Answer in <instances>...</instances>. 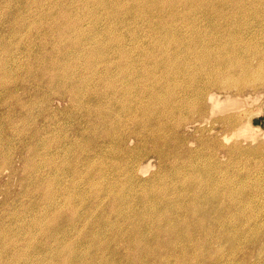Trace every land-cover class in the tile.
Here are the masks:
<instances>
[{"label": "rangeland", "instance_id": "obj_1", "mask_svg": "<svg viewBox=\"0 0 264 264\" xmlns=\"http://www.w3.org/2000/svg\"><path fill=\"white\" fill-rule=\"evenodd\" d=\"M37 1V2H36ZM89 1V2H88ZM94 1V2H93ZM97 1V2H96ZM101 1V2H100ZM106 1V2H105ZM0 0V263L5 264H264V74L258 79L250 78L249 81H235L238 75L242 73L243 68L239 64L235 67L231 66L227 69V65H222L223 70L219 75L217 82L213 83L208 88L203 87L202 90L207 94V90L215 91L221 96L231 95L238 99V102H233L232 106L226 109H216L212 113L209 110L206 112L205 118L201 117L200 111L188 112L185 111L181 114L184 119L182 127L176 128V131L172 129L171 125L167 123H161L159 116V100H148L150 98V92L144 93L143 98L150 102L149 106L145 108H136L135 103L132 108L126 109L121 106L119 100L114 96L112 88H110L108 82L115 77L117 71H119L120 63L122 64L125 56L136 60V64L144 66L148 64L151 66L156 64L158 60L162 59V53L164 50L159 48L152 49L149 45L150 37H146L145 33L154 34L161 29L160 25L162 21L168 22L165 36H172L173 33L181 35L179 27L184 21V17L172 12V6H176V2L173 0H142L138 3L137 0ZM132 1V5H131ZM145 1V2H144ZM160 1H165L160 3ZM186 3V6L196 3L205 2L209 0H179ZM187 1V2H186ZM214 1V0H212ZM244 3L242 4L241 3ZM259 1V2H258ZM83 2V3H82ZM103 2V3H102ZM109 2V3H108ZM113 2V3H112ZM156 2V3H155ZM171 2V3H170ZM194 2V3H193ZM196 2V3H195ZM218 2V3H217ZM225 3L224 0H215L213 3L220 5ZM228 3H232L234 6H227ZM223 9L228 12L220 13L204 11L201 8L196 10L194 14L189 15L190 19H187L189 25H194V17L198 16L199 24L204 27L202 32L213 38L212 46L216 47L221 42L226 43L221 50L226 53L227 49L229 53L240 56L245 53V46L248 44L256 46H262L264 41V0H238L242 5L241 7L235 6L237 0H228ZM10 3V4H9ZM89 3V4H88ZM94 5H93V4ZM98 3V4H97ZM102 3V4H101ZM154 3V4H153ZM254 4L251 6V4ZM262 3V4H260ZM86 4V5H84ZM96 4V5H95ZM124 4V5H123ZM129 6H127V5ZM139 4V5H138ZM148 4V5H147ZM153 4V5H152ZM158 4V5H156ZM161 4V5H160ZM247 4V5H246ZM260 4V5H258ZM89 5V6H87ZM106 5V7H105ZM118 5V6H117ZM121 5V6H120ZM136 5V6H135ZM156 7H155V6ZM160 5V6H159ZM170 5V6H169ZM246 5V6H245ZM257 5V6H256ZM262 5V6H261ZM50 6V7H49ZM82 6V7H81ZM84 6V7H83ZM100 6V7H99ZM104 6V7H103ZM113 7L109 8L108 7ZM138 6V7H137ZM148 6V7H147ZM53 7V8H52ZM89 9H88V8ZM96 7V9H95ZM160 7V8H159ZM190 7V6H189ZM248 7V8H247ZM252 7V8H251ZM255 7V8H254ZM50 8V9H49ZM68 8V9H67ZM92 8V9H91ZM106 8L107 10L105 11ZM117 8V9H116ZM125 8V9H124ZM139 8V9H138ZM141 8V9H140ZM147 8V9H146ZM158 10H156V9ZM164 8V9H163ZM170 8V9H168ZM231 8V9H230ZM242 8V9H241ZM244 8V9H243ZM252 10H251V9ZM37 9V10H36ZM72 9V10H71ZM81 9V11H80ZM84 9V10H83ZM88 9V11L86 10ZM95 11H92L94 10ZM102 9H104L102 11ZM114 9V10H113ZM124 9V10H121ZM132 9V10H131ZM144 9V10H143ZM162 9V10H160ZM167 9V10H166ZM257 9V11H255ZM83 10V11H82ZM141 10V12H140ZM156 10V11H155ZM192 12V9H190ZM240 10V11H239ZM67 11V12H66ZM71 11V13H69ZM80 11V12H79ZM92 11V13H91ZM98 11V12H97ZM109 11V12H108ZM123 11V12H122ZM160 11V12H159ZM162 11V12H161ZM167 11V12H166ZM170 11V12H169ZM242 11V12H241ZM253 11V12H252ZM255 11V12H254ZM50 12V13H49ZM78 12V13H77ZM82 12V13H81ZM85 12V13H83ZM120 12V13H119ZM139 12V14H138ZM158 12V13H157ZM204 14H203V13ZM244 12V13H243ZM258 12V13H257ZM39 13V14H38ZM64 13V14H63ZM68 13V14H67ZM74 15H73V14ZM87 13V14H86ZM110 13V14H109ZM131 13V14H130ZM202 13V14H201ZM221 15H220V14ZM232 13V14H231ZM234 13V15H233ZM242 13V14H241ZM253 13V14H252ZM263 13V14H262ZM50 14V15H49ZM52 14V15H51ZM70 14V15H69ZM85 14V15H84ZM173 16H172V15ZM196 14V15H195ZM215 14V15H214ZM230 14V15H228ZM238 14V16H237ZM246 14V15H245ZM249 14L251 16H249ZM258 14V15H257ZM2 15V16H1ZM35 15V16H34ZM67 15V17H66ZM78 15V17H77ZM80 15V16H79ZM89 15H92L89 16ZM109 15V16H108ZM113 15V16H112ZM118 15V16H117ZM156 15V17H155ZM158 15V16H157ZM167 15V16H166ZM194 15V16H193ZM217 15L219 16L217 19ZM245 15V16H244ZM254 15V16H253ZM25 16V17H24ZM121 16V17H120ZM128 16V17H127ZM131 16V17H130ZM139 16V17H138ZM178 18H177V17ZM193 16V17H192ZM214 18H213V17ZM226 16V17H225ZM229 16V17H228ZM233 16V18H231ZM240 16L242 18H240ZM253 16V17H252ZM4 17V18H3ZM40 17V18H39ZM53 17V18H52ZM70 17V19H69ZM89 17V18H88ZM91 17V18H90ZM94 17V18H93ZM97 17V18H96ZM111 19H110V18ZM119 17V19H118ZM125 19H123V18ZM142 17V18H141ZM145 17V18H144ZM150 17V18H148ZM167 17V18H166ZM206 17V19H205ZM228 17V18H227ZM235 17V18H234ZM2 18V19H1ZM66 18V19H65ZM73 18V19H72ZM86 18V19H85ZM96 18V20H94ZM128 20H127V19ZM158 18V19H157ZM169 18V19H168ZM172 18V19H171ZM174 18V19H173ZM247 18V19H246ZM251 18V19H250ZM255 18V19H254ZM63 19V20H62ZM81 19V20H80ZM84 19V20H83ZM93 19V21H92ZM113 19V20H112ZM118 19V20H117ZM130 19V21H129ZM149 19V20H148ZM155 19V20H154ZM161 19V20H160ZM182 19V20H181ZM197 19V20H198ZM217 19V20H216ZM220 19V20H219ZM227 19V20H226ZM230 19V20H229ZM234 19V20H233ZM246 19V20H245ZM263 21H262V20ZM55 20V21H54ZM69 22H68V21ZM75 20V21H74ZM117 20V22H116ZM147 20V21H146ZM152 20V21H151ZM171 20V21H168ZM191 20V21H190ZM207 20V21H206ZM220 22H219V21ZM224 20V22H222ZM232 20V21H231ZM236 20V21H235ZM240 20V21H239ZM257 20V21H255ZM30 21V22H29ZM53 21V22H52ZM67 21V22H66ZM77 21V22H76ZM82 21V22H81ZM84 21V22H83ZM135 21V22H134ZM138 21V22H136ZM146 21V22H144ZM159 23H158V22ZM201 21V22H200ZM244 23H243V22ZM248 21V22H247ZM40 22V24H39ZM75 22V23H74ZM80 22V24H79ZM96 22V23H95ZM109 22V23H108ZM125 24H124V23ZM127 22V23H126ZM152 22V23H150ZM174 22V23H173ZM181 22V23H180ZM197 22V21H196ZM209 22V23H208ZM212 22V23H211ZM222 24L220 25V23ZM228 22H232L231 24ZM251 24H250V23ZM33 23V24H32ZM58 23V24H57ZM61 23V24H60ZM73 23V24H70ZM94 23V26H93ZM119 23V24H118ZM122 23V24H121ZM131 27L129 28L128 26ZM161 23V24H160ZM179 25H178V24ZM224 23V26H223ZM238 25H237V24ZM244 25H243V24ZM261 23V24H260ZM7 24V25H6ZM11 24V25H10ZM35 24V25H34ZM60 24V25H59ZM64 24V25H63ZM66 24V25H65ZM80 26H79V25ZM136 24V26H135ZM159 24V25H158ZM211 24V25H210ZM215 24V25H214ZM236 24L237 26L233 25ZM97 25V26H96ZM108 25V26H107ZM110 25V26H109ZM113 25V26H112ZM116 25V26H114ZM126 25V26H125ZM134 25V26H133ZM139 25V26H138ZM150 25V26H149ZM158 25V26H157ZM172 25V26H171ZM174 25V26H173ZM176 25V27H175ZM217 25V26H216ZM220 25V27H219ZM243 25V26H242ZM250 25V26H249ZM262 27H261V26ZM6 26V27H5ZM12 26V27H11ZM42 26V27H41ZM67 26V28H65ZM75 29H73L72 27ZM77 26V27H76ZM89 29H88V27ZM122 26V27H121ZM142 26V27H141ZM145 26V27H144ZM210 26V27H209ZM213 26V27H212ZM230 26V27H229ZM241 26V27H240ZM245 26V27H244ZM252 26V27H251ZM255 26V27H254ZM259 26V29H258ZM60 27V28H59ZM76 27V28H75ZM91 27V28H90ZM157 28L154 30V28ZM173 27V28H172ZM215 27V28H214ZM224 27V28H223ZM234 27V28H233ZM257 27V28H256ZM79 28V29H78ZM102 28V29H101ZM105 28L106 31H103ZM111 28V29H110ZM114 28V29H113ZM141 28V29H140ZM149 28V29H148ZM220 28V29H219ZM229 31H228V29ZM242 31H240L241 29ZM249 28V29H248ZM38 29V30H37ZM51 29V30H50ZM60 29V30H59ZM67 29V31H66ZM78 29V30H77ZM82 29V30H81ZM95 31H94V30ZM113 29V30H112ZM123 29V30H122ZM125 29V31H124ZM131 31H130V30ZM146 29V30H145ZM177 29V30H176ZM209 29V30H208ZM225 29V30H224ZM236 29V30H235ZM244 29V30H243ZM256 29L255 32H253ZM73 30L75 32H73ZM84 30V31H83ZM88 30V31H87ZM90 30V31H89ZM101 30V31H100ZM118 30L122 32H118ZM141 30V31H140ZM145 30V31H144ZM179 30V31H178ZM206 30V31H205ZM231 30V31H230ZM246 30V31H245ZM49 31V32H48ZM52 32V34L50 33ZM57 31V33H56ZM60 31V32H59ZM70 31V32H69ZM77 31V32H76ZM82 31V32H81ZM100 31V32H99ZM150 31V33H149ZM154 31V32H153ZM212 31V32H211ZM218 31V32H216ZM233 31V33H232ZM65 32V33H64ZM72 32V33H71ZM87 32V33H86ZM89 32V33H88ZM98 32L100 35H98ZM111 32V33H109ZM118 32V33H117ZM125 32V33H124ZM134 32V33H133ZM142 32V33H141ZM172 32V34H171ZM209 32V33H208ZM231 32V33H230ZM242 34H241V33ZM246 32V33H245ZM250 35H249V33ZM253 32V33H252ZM54 33V34H53ZM61 33V34H59ZM95 33H97L95 35ZM114 33V34H113ZM116 33V34H115ZM130 33V34H129ZM170 33V34H168ZM212 33V36H211ZM261 35H260V34ZM68 34V35H67ZM69 34H72L71 36ZM78 34V35H77ZM82 34V35H81ZM121 34V35H120ZM134 34V35H133ZM136 34V35H135ZM219 34V35H218ZM225 36V37H223ZM230 34V36H229ZM233 34V35H232ZM235 34L243 35V43L232 47L234 43L231 39ZM12 35V36H11ZM15 35V36H14ZM54 35V36H53ZM77 35V36H76ZM81 35V36H80ZM86 37H85V36ZM102 35V37H101ZM107 37H106V36ZM109 35V36H108ZM114 35V36H113ZM118 37H117V36ZM123 35V36H122ZM133 37H132V36ZM144 35V36H143ZM218 35V36H217ZM232 35V36H231ZM248 35V36H247ZM255 36V37H252ZM8 36V39H7ZM63 36V37H62ZM74 36V37H73ZM76 36V37H75ZM94 36V37H93ZM139 36V38H138ZM251 36V37H250ZM1 37H3L1 39ZM61 37V38H60ZM113 37V38H112ZM116 37V38H115ZM122 37V38H121ZM137 37V38H136ZM144 37V38H143ZM146 37V38H145ZM153 37V35L151 36ZM219 37V38H218ZM223 37V38H222ZM227 37V38H226ZM230 37V38H229ZM258 37V38H257ZM79 38V39H78ZM100 38V39H99ZM105 40H103V39ZM110 38V39H108ZM134 38V40L132 39ZM246 38V42L244 41ZM252 38V39H250ZM76 39V40H74ZM112 39V40H111ZM120 39V41H116ZM126 39V40H124ZM131 39V40H130ZM219 39V40H218ZM221 39V40H220ZM223 39V40H222ZM230 39V40H229ZM248 39V40H247ZM9 40V41H8ZM11 40V41H10ZM73 40V41H72ZM82 42H81V41ZM94 42H93V41ZM107 40H110L109 42ZM122 40V41H121ZM140 40V41H139ZM145 40V41H144ZM44 43H43V42ZM72 43H71V42ZM78 41V42H77ZM85 41V42H84ZM98 41V42H97ZM133 41V43H131ZM144 41V42H143ZM254 41V42H253ZM259 41H261L259 43ZM7 42V43H6ZM13 42V43H12ZM17 42V43H16ZM80 42V43H79ZM105 42V43H104ZM111 42V44H109ZM113 42V43H112ZM143 42V43H141ZM229 42V43H228ZM249 42V43H248ZM20 43V44H19ZM68 43V44H67ZM77 43V44H76ZM82 43V44H81ZM91 45H90V44ZM99 43V45H98ZM116 43V44H115ZM122 43V45H121ZM124 43V44H123ZM136 43V44H135ZM141 43V44H140ZM147 43V44H146ZM218 43V44H217ZM254 43V44H253ZM12 44V45H11ZM47 44V45H46ZM73 44V45H72ZM81 44V45H80ZM97 44V46H96ZM103 44V46H102ZM105 44V45H104ZM109 47H108V45ZM135 44V45H134ZM140 44V46H139ZM146 44V45H144ZM261 44V45H259ZM11 45V46H10ZM49 45V46H48ZM53 45V47H52ZM68 45V46H67ZM71 45V46H69ZM76 45V46H75ZM107 45V47H106ZM118 45V46H115ZM243 45V46H242ZM5 49H3L2 47ZM8 46V47H7ZM45 46V47H43ZM51 46V47H50ZM82 46V47H81ZM89 46V47H88ZM95 46V47H94ZM115 46V47H114ZM122 46V47H121ZM124 46V47H123ZM137 46V47H136ZM151 48H149V47ZM19 47V48H18ZM34 47V48H33ZM68 47V48H67ZM73 47V48H72ZM75 47V48H74ZM87 47V48H86ZM102 47V48H101ZM106 49H105V48ZM119 47V48H118ZM244 47V48H243ZM52 48V49H51ZM57 50H55V49ZM72 48V49H71ZM89 48V49H88ZM104 48V49H103ZM118 48V49H117ZM139 48V49H138ZM26 49V51H25ZM82 51H81V50ZM92 51H91V50ZM149 51H148V50ZM226 49V50H225ZM238 50V52L236 51ZM6 50V51H5ZM8 50V51H7ZM10 50V51H9ZM30 50V51H29ZM35 50V51H34ZM55 50V51H54ZM60 50V51H59ZM88 50V52H87ZM115 50V51H114ZM128 50V51H127ZM134 50V51H133ZM151 52L158 56V60L155 55L145 60L140 57ZM162 50V51H161ZM173 49H171L172 51ZM5 51V52H4ZM54 51V52H52ZM59 51V52H58ZM77 51V53L75 52ZM85 51V52H84ZM105 51V52H104ZM111 51V52H110ZM125 52L124 55H120ZM154 51V52H153ZM157 51H161L157 53ZM170 51V52H171ZM178 50H174L177 53ZM8 52V54H6ZM47 52V55H46ZM58 54H57V53ZM61 52V53H60ZM70 52V53H69ZM74 55H73V53ZM80 52V53H79ZM104 52V54H103ZM110 52V54H108ZM116 52V53H115ZM147 52V53H145ZM227 52V53H228ZM31 53V54H30ZM52 53L54 55H52ZM84 53V54H83ZM115 53L114 59L117 58L118 64H107L108 58ZM129 53V54H127ZM39 54V55H38ZM60 54V55H59ZM64 54V55H63ZM70 54V55H69ZM72 54V55H71ZM82 54V58L80 57ZM93 54V55H92ZM137 54V55H136ZM142 54V55H141ZM7 55V56H6ZM9 55V56H8ZM35 55V56H34ZM49 55L51 58H49ZM56 55V56H55ZM69 55V56H68ZM86 55V56H85ZM97 55V56H96ZM101 55V56H100ZM5 56V57H4ZM11 56V57H10ZM32 56V57H30ZM75 58H74V57ZM92 56V57H91ZM96 56V57H95ZM107 56V57H106ZM119 56V57H117ZM134 56V57H133ZM34 57V58H33ZM48 57V58H46ZM66 57V58H65ZM72 57V58H71ZM88 57V59H87ZM96 60H95V58ZM103 57V58H102ZM155 57V58H154ZM6 59V61L4 60ZM12 58V59H11ZM55 59V61L53 60ZM58 58V59H57ZM71 58V59H70ZM94 58V59H93ZM100 58V59H99ZM135 58V59H134ZM46 59V60H45ZM70 59V60H68ZM81 59V60H80ZM84 59V60H83ZM99 59V60H98ZM102 59V60H101ZM258 58H255L254 62H257ZM107 60V61H106ZM4 61V63H2ZM36 61V62H34ZM40 61V62H39ZM43 61V62H42ZM53 61V62H52ZM76 61V62H75ZM79 61V62H78ZM82 61V62H81ZM94 61V62H93ZM97 61V62H96ZM56 62V63H54ZM59 62V63H58ZM61 62V63H60ZM67 62V63H66ZM70 62V63H69ZM75 62V64H74ZM90 62V64H88ZM93 62V63H92ZM101 62V63H100ZM125 62V61H124ZM140 62L142 65H140ZM213 65L215 64L214 61ZM253 62V63H254ZM11 63V64H10ZM36 63V64H35ZM52 63V64H51ZM100 63V65H99ZM103 63V64H102ZM23 66H22V65ZM41 64V65H40ZM48 64V66H47ZM68 64V65H67ZM79 64V65H77ZM89 65L88 67L86 66ZM98 64V65H97ZM211 64V63H210ZM28 65L30 67L26 66ZM38 65V66H37ZM46 65V66H45ZM58 65V66H57ZM63 65V66H62ZM106 65H108L106 67ZM176 65V64H175ZM3 66H6L3 67ZM45 66V67H43ZM67 66V68H66ZM73 66V67H72ZM77 66V67H76ZM98 66V67H97ZM111 66V67H110ZM19 67V68H18ZM24 67V68H23ZM64 67V68H63ZM98 69H97V68ZM103 67V68H102ZM172 67L174 65L172 64ZM238 67V68H237ZM2 68V69H1ZM66 68V69H65ZM71 68V69H69ZM79 68V69H78ZM96 68V69H94ZM105 68V69H104ZM14 69V70H13ZM59 69V70H58ZM62 69V70H61ZM84 69V70H83ZM90 69V70H88ZM93 69V72H92ZM104 69V70H103ZM108 72H107V70ZM112 69V70H111ZM115 69V70H114ZM227 69V70H226ZM242 69V70H241ZM11 70V71H10ZM58 70V72H57ZM61 70V71H60ZM83 70V71H82ZM96 72L94 73V71ZM99 70V71H98ZM127 70H122L123 72ZM12 71H14L12 73ZM6 72V73H5ZM51 72V73H50ZM54 72V73H53ZM65 72V73H64ZM100 74H98V73ZM106 72V73H105ZM111 72V75H110ZM113 72V73H112ZM228 76H230L228 78ZM236 72V73H235ZM238 72V73H237ZM12 77H10V75ZM61 73V74H60ZM67 73V74H66ZM77 73V74H76ZM102 73V74H101ZM105 73V74H104ZM224 73V74H223ZM9 76H8V75ZM14 74V75H13ZM27 74V75H26ZM29 74V75H28ZM52 74V75H51ZM60 74V75H59ZM98 74V75H97ZM109 74V75H108ZM232 74V75H231ZM237 74V75H236ZM3 75V76H2ZM7 77H6V76ZM48 75V76H47ZM54 75V76H53ZM62 75V77H61ZM65 75V76H64ZM95 75V76H94ZM46 76V77H45ZM50 76V77H49ZM52 76V77H51ZM81 76V77H80ZM93 76V77H92ZM99 76V77H98ZM221 76V77H220ZM223 76V77H222ZM225 76V77H224ZM3 77V78H2ZM24 77V78H23ZM77 77V78H76ZM91 77V78H90ZM97 80H96V78ZM107 77V78H106ZM227 77V78H226ZM24 80H23V79ZM31 78V79H30ZM34 78V79H33ZM51 78V79H50ZM53 78V79H52ZM64 78V79H63ZM73 78V80H72ZM82 78V79H81ZM85 78V79H84ZM224 78L226 80H224ZM13 79V80H12ZM30 79V80H29ZM33 79V80H32ZM36 79V80H35ZM43 79V80H42ZM94 79V81H93ZM202 81V77L198 78ZM223 79V80H222ZM230 79V80H229ZM35 80V81H34ZM52 80V81H50ZM58 80V81H57ZM61 80V82H60ZM79 80V81H77ZM83 80V81H82ZM106 80V81H105ZM108 80V81H107ZM110 80V81H109ZM198 80V81H199ZM234 80V81H233ZM256 80V81H255ZM1 81L3 83H1ZM8 81V82H7ZM23 81V82H22ZM25 81V82H24ZM64 81V82H63ZM86 81V82H85ZM93 81V82H92ZM199 81V82H200ZM233 81V82H232ZM251 81V82H250ZM254 81V82H252ZM11 82H14V84ZM17 82V83H16ZM68 82V84H67ZM71 82V83H70ZM74 82V83H73ZM78 83V85L76 83ZM83 82V83H82ZM225 82V83H224ZM231 82L233 84H231ZM5 83V84H4ZM57 84V86L55 85ZM107 83V84H106ZM244 83V84H243ZM261 83V84H260ZM50 86H49V85ZM60 84H63L61 86ZM65 84V85H64ZM89 84V85H87ZM103 84V85H102ZM14 85V86H13ZM47 85V86H45ZM67 85V86H66ZM109 85V86H108ZM223 85V86H222ZM225 85V86H224ZM228 85V86H226ZM233 85V86H232ZM241 87L239 88V86ZM252 85V86H251ZM258 85V86H257ZM7 86V87H6ZM52 86V87H51ZM54 86V87H53ZM80 86V87H79ZM172 87L171 84H169ZM168 85L158 86L160 88L161 96L168 93ZM214 86V87H213ZM250 86V87H249ZM4 87V88H3ZM56 87V89H55ZM71 87V88H70ZM76 87V88H74ZM82 87V88H81ZM97 87V88H96ZM102 87V88H101ZM105 89H104V88ZM109 87V88H107ZM165 87V88H163ZM218 87V88H217ZM223 87V88H220ZM226 87V88H225ZM237 87V88H236ZM37 88V89H36ZM45 88V89H44ZM49 88V89H48ZM92 88V89H91ZM96 88V89H95ZM101 88V89H100ZM217 88V89H216ZM230 88V89H229ZM243 88V89H242ZM52 89V90H51ZM91 89V90H90ZM98 89V90H97ZM104 89V90H103ZM111 89V91H110ZM162 89V90H161ZM242 89V90H241ZM40 92H39V91ZM43 90V91H42ZM74 90V91H71ZM77 92H76V91ZM81 90V91H80ZM93 90V91H92ZM134 93L136 89L133 87ZM4 91V92H2ZM54 91V92H53ZM66 91V93L64 92ZM72 93H69V92ZM163 91V92H162ZM252 91V92H251ZM44 92V93H43ZM58 92V93H57ZM75 92V93H74ZM79 92V93H78ZM83 92V93H82ZM100 92V93H99ZM112 92V93H111ZM221 92V93H220ZM4 93V94H3ZM6 93V94H5ZM55 93V96H54ZM133 93V92H132ZM25 94V95H23ZM49 94V95H48ZM98 94V95H97ZM102 94V96L100 95ZM112 94V95H111ZM2 95V96H1ZM59 95V96H58ZM88 95V96H87ZM148 95V96H147ZM42 96V97H41ZM46 96V97H45ZM83 96V97H82ZM111 96V98H110ZM113 96V98H112ZM250 96V97H248ZM7 97V98H6ZM61 97V98H60ZM88 97V98H87ZM98 97V98H97ZM3 98V99H2ZM17 98V99H16ZM45 98V99H44ZM48 98V99H47ZM50 98V99H49ZM106 98V99H105ZM110 100H109V99ZM249 98V99H248ZM11 99V100H9ZM41 99V100H40ZM43 99V100H42ZM72 99V100H71ZM173 99V98H172ZM234 99V98H233ZM232 99V100H233ZM16 100V102H15ZM24 100V101H23ZM36 100V101H35ZM40 102H39V101ZM47 100V101H46ZM53 100V101H52ZM112 100V102H111ZM36 103H35V102ZM69 101V102H68ZM75 101V102H74ZM104 101V102H102ZM109 101V102H108ZM12 102V103H11ZM51 102V103H50ZM74 102V104H73ZM82 103V104H79ZM91 102V103H90ZM102 102V103H101ZM65 105H64V104ZM87 103V104H86ZM101 103V105H100ZM105 103V104H104ZM154 103L156 105H154ZM27 104V105H26ZM37 104V105H36ZM49 104V105H48ZM84 104V105H83ZM94 104V105H93ZM104 104V105H103ZM115 104V105H114ZM9 105V106H7ZM21 105V107H20ZM30 105V106H29ZM36 105V106H35ZM56 105V106H55ZM73 107H71V106ZM82 105V106H80ZM98 105V106H97ZM107 105V106H106ZM147 105V104H145ZM163 106L162 103H160ZM47 106V107H46ZM87 106V108L85 107ZM13 107V108H12ZM26 107V108H25ZM33 107L35 109H33ZM76 107V108H75ZM105 107V108H104ZM108 107V108H107ZM114 107V108H113ZM122 107V108H121ZM159 107V108H158ZM209 107V104L208 106ZM11 108V109H10ZM23 108V109H21ZM28 108V110H27ZM31 108V109H30ZM42 108V109H41ZM53 108V109H52ZM74 110H70V109ZM78 108V111H77ZM89 108V109H88ZM97 108V109H95ZM147 108V109H146ZM156 108V109H155ZM204 108V107H203ZM9 109V110H7ZM40 109V110H39ZM82 109V111H81ZM111 109V110H110ZM138 109V110H137ZM155 109V111H153ZM158 109V110H157ZM231 109V110H229ZM15 110V111H14ZM54 112H53V111ZM68 110V111H67ZM91 110V111H90ZM114 110V111H112ZM119 110V111H118ZM143 110V112L141 111ZM52 111V112H50ZM71 111V112H70ZM87 111V112H86ZM97 111V112H96ZM101 111V112H100ZM107 111V112H105ZM132 113H130V112ZM138 113L143 122L132 124V127L141 134H125L124 129H121L118 120L120 118L127 119L126 117L133 113ZM150 111V112H148ZM152 111V113H151ZM8 112V113H7ZM19 112V113H18ZM34 112V113H33ZM45 112V113H44ZM47 112V113H46ZM89 112V114H88ZM93 112V113H92ZM95 112V113H94ZM120 112V113H119ZM122 112V113H121ZM129 114H128V113ZM141 114H140V113ZM16 113V114H15ZM37 113V114H36ZM70 113V114H69ZM82 113V114H81ZM97 113V114H96ZM100 113V115H99ZM108 113V114H107ZM113 113V114H111ZM147 115H146V114ZM2 114V115H1ZM19 116H18V115ZM80 114V115H79ZM91 114V116H90ZM96 117H95V115ZM102 114H107L102 115ZM111 115V120L107 119ZM116 114V115H115ZM118 114V115H117ZM156 114V115H155ZM186 114V117L184 116ZM200 114V115H199ZM209 114V116H207ZM224 114V115H222ZM227 114V115H226ZM237 116H235V115ZM27 115V116H26ZM31 115V116H30ZM70 115V116H69ZM120 115V116H119ZM180 115L176 112L173 116ZM185 117H183V116ZM231 115V117H230ZM233 115V116H232ZM9 116V117H8ZM34 116V117H32ZM36 116V117H35ZM39 116V119H38ZM51 116V117H50ZM72 116V117H71ZM82 118H81V117ZM86 116V117H85ZM104 118H102V117ZM117 116V117H116ZM122 116H126L125 118ZM149 116V117H148ZM193 116V117H192ZM228 116V117H227ZM239 116V117H238ZM49 117V118H48ZM69 117V118H68ZM99 117V119H97ZM114 117V118H113ZM210 117V118H209ZM239 119H238V118ZM10 118V119H8ZM48 120H46V119ZM109 120V121H107ZM159 118V119H157ZM174 118V117H173ZM188 118V119H186ZM198 118V120H194ZM236 118V119H235ZM5 119V120H4ZM12 119V120H11ZM24 122H23V120ZM34 119V121H33ZM71 119V120H70ZM79 119V120H78ZM83 119V120H82ZM95 119V120H94ZM97 119V121H96ZM153 119V120H152ZM171 119V118H170ZM193 121H192V120ZM231 119V121H230ZM27 120V122H26ZM32 120V121H31ZM51 120V121H50ZM55 120V121H54ZM157 120V121H156ZM172 120V119H171ZM170 120V122H172ZM223 120V122H222ZM233 120V121H232ZM234 120H236L234 122ZM12 121V123H11ZM33 123H31V122ZM59 121V122H58ZM86 121V123H85ZM97 123H95V122ZM100 121V122H99ZM117 121V122H116ZM187 121V122H186ZM209 121V122H208ZM213 121V122H212ZM229 123H227V122ZM9 122V124H8ZM40 122V123H39ZM55 122V123H54ZM99 122V123H98ZM108 122V123H107ZM111 124H110V123ZM152 122V123H150ZM232 122V124H231ZM239 122V124H238ZM247 122V123H246ZM54 123V124H53ZM91 123V125H90ZM104 123V124H103ZM115 123V126H114ZM156 123V124H155ZM160 123V124H159ZM201 123V124H200ZM250 125L253 132L247 131L241 133L239 126L245 124ZM25 124V125H24ZM33 124V125H32ZM41 124V125H40ZM73 126H71V125ZM78 124V125H77ZM95 124V125H94ZM103 124V125H102ZM137 124V125H136ZM211 124V126H210ZM237 124V125H236ZM12 125V126H11ZM23 125V126H21ZM28 125V126H26ZM62 125V126H61ZM68 127H64V126ZM102 125L101 127H99ZM121 130H119V127ZM139 125V126H138ZM142 125V126H141ZM162 127H161V126ZM164 125V127H163ZM206 125V126H205ZM224 125V126H223ZM229 125V126H228ZM232 125V126H230ZM249 125V126H250ZM17 128H16V127ZM44 126V127H43ZM48 126V128H47ZM55 126V127H54ZM71 126V127H70ZM83 126V127H81ZM106 126V127H105ZM153 128L151 129L150 128ZM158 126L159 130H158ZM167 126V127H166ZM171 128H170V127ZM187 126V128H186ZM200 126V127H199ZM209 126V128H207ZM20 127L22 129H20ZM29 127V128H28ZM52 127V129H51ZM91 127V129H90ZM93 127V128H92ZM98 127V128H97ZM111 127V128H110ZM115 127V129H114ZM137 127V128H136ZM145 127V128H144ZM195 127V128H194ZM11 128V129H10ZM25 128V129H24ZM88 128V129H87ZM95 128V129H94ZM105 128V130H104ZM142 128V129H141ZM163 128V129H162ZM189 128V129H188ZM204 130H203V129ZM206 128V129H205ZM248 128V127H247ZM7 129V130H6ZM19 129V130H18ZM67 129V130H66ZM156 129V130H155ZM197 129V130H196ZM238 129V130H237ZM250 129V128H249ZM11 130V131H10ZM14 130V131H13ZM52 130V131H51ZM76 130V131H75ZM93 130V131H91ZM114 130V131H113ZM117 130V131H116ZM119 130V131H118ZM142 130V131H141ZM145 130V131H144ZM151 130V131H150ZM153 130V132H152ZM164 130V132H163ZM173 130V131H172ZM144 131V133H143ZM156 131V132H155ZM169 131V133H168ZM172 131V133H170ZM185 131V132H184ZM25 132V133H24ZM47 132V133H46ZM58 132V133H57ZM94 132V133H93ZM100 134H99V133ZM102 132V133H101ZM113 132V133H112ZM161 133H168V143ZM174 132V134H173ZM215 132V133H213ZM16 135H15V134ZM23 133V135H22ZM56 133V134H55ZM60 133V134H59ZM106 133V134H105ZM117 133V134H116ZM123 135H122V134ZM178 133V134H177ZM213 133V134H212ZM238 133V134H237ZM241 133V134H240ZM245 133V134H244ZM253 134L252 136L250 135ZM20 134V135H19ZM34 134V135H33ZM59 134V135H58ZM63 134V135H62ZM72 134V135H71ZM105 134V136H104ZM112 134V136H111ZM137 134V135H136ZM143 134V135H142ZM160 136H158V135ZM172 134V135H171ZM227 134V135H226ZM235 134V135H234ZM12 135V136H11ZM18 135V136H17ZM31 135V136H30ZM46 135V136H45ZM48 135V136H47ZM56 135V136H55ZM67 135V136H66ZM110 135V136H109ZM145 135V136H144ZM153 135V136H151ZM185 135V136H184ZM223 141L225 146H219L218 141L201 143V136L208 140V136ZM233 135V136H232ZM239 135V136H238ZM14 136V137H13ZM17 139H16V137ZM29 136V137H28ZM108 136V137H107ZM137 136V137H136ZM144 136V137H142ZM158 136V137H157ZM172 136V137H171ZM183 136V137H182ZM219 136V137H218ZM221 136V137H220ZM226 138H224V137ZM248 136V138H246ZM257 136V137H256ZM8 137V139H7ZM20 137V138H19ZM45 137V138H43ZM48 137V138H47ZM52 137V138H51ZM60 137V138H59ZM66 137V138H65ZM82 139H81V138ZM85 137V138H84ZM109 140H107V138ZM150 137V138H149ZM162 137V138H161ZM178 137V138H177ZM186 137V138H185ZM217 137V138H216ZM229 137V138H228ZM231 137V138H230ZM24 138V139H23ZM68 138V139H67ZM71 140H70V139ZM79 140H78V139ZM92 138V140H91ZM101 138V140L99 139ZM110 138V139H109ZM128 138V139H127ZM153 138V139H151ZM155 138V139H154ZM170 138V139H169ZM182 138V139H181ZM233 138V139H232ZM246 138V139H245ZM6 139V140H5ZM26 139V140H25ZM28 139V140H27ZM33 139V140H32ZM120 139V141H119ZM147 139V140H145ZM164 139V140H163ZM176 139V140H175ZM229 139V140H228ZM236 139V140H235ZM3 140V141H2ZM5 140V142H4ZM55 140V141H53ZM116 140V141H115ZM144 140L146 142H144ZM152 140V141H150ZM173 140V141H172ZM179 140V141H177ZM182 140V141H181ZM232 140V141H231ZM58 141V142H57ZM75 141V142H74ZM80 141V142H79ZM119 141V142H118ZM127 141V143H126ZM135 141V142H134ZM149 141V142H147ZM156 141V142H155ZM162 141V142H161ZM172 141V142H171ZM238 142V143H235ZM18 142V143H17ZM24 142V143H23ZM26 142V143H25ZM28 142V143H27ZM36 142V143H35ZM51 142H53L51 144ZM61 142V143H60ZM67 142V143H66ZM144 142V143H143ZM166 142V144L164 143ZM170 142V143H169ZM176 142H178L176 144ZM186 142V143H185ZM200 142V143H199ZM232 142V143H230ZM234 142V143H233ZM48 143V144H47ZM155 143V144H154ZM181 143V144H180ZM185 143V144H183ZM211 143V144H210ZM18 144V145H17ZM47 144V145H44ZM79 144H82L81 147ZM84 144V146H83ZM91 144V145H90ZM112 144H116L115 146ZM128 144V146H127ZM147 144V146H146ZM159 144V145H158ZM162 144V145H161ZM165 144V145H164ZM169 144V145H168ZM203 144V145H201ZM214 144V145H213ZM238 144V145H237ZM38 145V146H37ZM49 145V146H48ZM59 145V146H58ZM78 145V147H77ZM87 145V146H86ZM102 145V146H101ZM104 145V146H103ZM126 145V146H125ZM133 145V146H131ZM174 145V146H173ZM179 146L178 150L183 147L185 151L174 152L173 147ZM199 147H198V146ZM206 145V147H205ZM234 145L233 152L229 153L228 147ZM4 146V147H3ZM19 146V147H18ZM24 146V147H23ZM32 146V147H31ZM35 146V147H34ZM44 146V147H43ZM54 146V147H53ZM131 146V148H130ZM136 146V147H135ZM146 146V147H145ZM155 146V147H154ZM158 146V147H157ZM167 146V147H166ZM190 146L191 148H189ZM195 146V147H194ZM219 146V147H218ZM227 146V147H226ZM240 146V147H238ZM259 146V147H258ZM65 147V148H64ZM153 149H152V148ZM157 147V148H156ZM159 147L161 149H159ZM204 149H203V148ZM10 148V149H9ZM14 148V149H13ZM32 148V149H31ZM41 148V149H40ZM53 148V149H52ZM69 148V149H68ZM77 148V150H76ZM97 148V149H96ZM107 148V149H106ZM121 148V149H120ZM134 148V149H133ZM138 148V149H137ZM200 151L198 152L197 149ZM213 148V149H212ZM219 148V149H217ZM226 148V149H225ZM238 148V150H237ZM260 150H259V149ZM3 149V150H2ZM18 149H20L18 151ZM24 149V150H23ZM39 149V150H38ZM85 149V150H84ZM87 149V150H86ZM157 149V150H156ZM168 149V150H167ZM194 151H190V150ZM207 149V150H206ZM218 152L214 153L215 150ZM223 149V150H222ZM7 150V151H5ZM22 150V151H21ZM82 150V151H81ZM97 150V151H95ZM118 150L119 153H118ZM132 150H134L132 152ZM146 150V151H145ZM161 150V151H160ZM189 150V151H188ZM246 152H245V151ZM12 151V152H11ZM47 151V152H46ZM57 151V152H56ZM68 151V152H67ZM81 151V152H80ZM91 151V152H90ZM93 151V152H92ZM117 151V152H116ZM125 151V152H124ZM131 151V152H130ZM139 151V152H138ZM167 151V152H166ZM211 151V152H210ZM226 151V152H225ZM228 151V152H227ZM29 152V153H28ZM64 154H63V153ZM77 152V153H76ZM86 152V153H85ZM130 152V153H129ZM191 152V153H190ZM213 152V157L210 156ZM225 152V154H224ZM5 153V154H4ZM44 153V154H43ZM48 153V154H47ZM74 153V154H73ZM81 155H80V154ZM93 153V154H92ZM95 153V154H94ZM111 153V154H110ZM113 153V155H112ZM124 153V154H123ZM129 153V154H128ZM136 153V154H135ZM168 153V154H166ZM25 154V155H24ZM29 154V155H28ZM32 154V155H31ZM41 154V155H39ZM53 154V156H52ZM57 154V155H56ZM62 154V155H60ZM79 154V155H78ZM90 154V155H89ZM116 154V155H115ZM121 154V155H120ZM128 154V155H127ZM134 154V155H133ZM141 154V155H140ZM158 156H157V155ZM165 154V155H164ZM177 154V155H176ZM182 154V155H181ZM188 154V156H187ZM200 154V155H199ZM204 154V155H202ZM206 154V155H205ZM210 154V155H209ZM252 154V155H251ZM254 154V155H253ZM4 155V156H3ZM13 155V156H12ZM39 155V156H38ZM47 155V156H46ZM60 155V156H58ZM77 155V157H76ZM104 155V156H103ZM161 155V156H160ZM164 155V156H163ZM170 155V156H169ZM175 155V156H174ZM230 155V156H229ZM235 155V156H234ZM245 155V156H244ZM247 155V156H246ZM250 157H249V156ZM36 156V157H35ZM50 156V157H49ZM79 156V158H78ZM122 156V157H121ZM141 156V157H140ZM192 158H191V157ZM203 156V157H202ZM206 156V157H205ZM52 157V158H51ZM56 157V158H55ZM60 159H59V158ZM62 157V158H61ZM88 157V158H87ZM92 157V159H91ZM95 157V158H93ZM102 157V158H101ZM117 157V158H116ZM119 157V159H118ZM161 157V158H160ZM176 157V158H175ZM215 157V158H214ZM249 157V159H248ZM258 157V158H257ZM262 157V160H260ZM5 158V161H4ZM11 158V159H10ZM22 158V159H20ZM28 158V159H25ZM46 158V159H45ZM69 158V159H68ZM101 158V159H99ZM111 158V159H110ZM135 158V159H134ZM153 158V159H152ZM168 158V159H167ZM174 158V159H173ZM178 158V159H177ZM191 158V159H190ZM220 158V159H219ZM230 158V159H229ZM242 158V159H241ZM247 158V159H246ZM255 158V159H254ZM39 159V161L37 160ZM49 159V160H48ZM51 159V160H50ZM57 159V160H56ZM63 159V160H62ZM74 159V160H73ZM82 159V160H81ZM125 159V160H124ZM132 159V160H131ZM160 159V160H159ZM184 159V160H182ZM202 159V160H201ZM204 159V160H203ZM219 159V160H215ZM257 159V160H256ZM41 160V161H40ZM46 160V161H45ZM54 160H56L54 162ZM61 160V161H60ZM67 160V162H66ZM81 160V161H80ZM104 160V161H103ZM130 160V161H129ZM141 160V161H140ZM159 160V161H158ZM174 160V161H172ZM175 160L180 161L178 163ZM189 160V161H188ZM232 160V161H230ZM243 162H242V161ZM251 160V161H250ZM7 161V162H6ZM36 161V162H35ZM91 161V162H90ZM100 161V162H99ZM108 161V162H107ZM118 161V162H117ZM127 161V162H125ZM186 161V162H185ZM204 161V163H203ZM215 161V163H214ZM247 161V162H246ZM28 162V163H27ZM36 164H34V163ZM59 162V163H58ZM64 162V163H63ZM85 162V163H84ZM96 164H95V163ZM106 162V163H105ZM111 162V164H110ZM116 162V164H115ZM124 162V163H123ZM174 162V163H173ZM190 162V163H189ZM231 162V163H230ZM235 162V163H232ZM241 162V163H240ZM10 163V164H9ZM17 163V164H16ZM27 163V164H25ZM48 163V164H47ZM51 163V164H50ZM80 163V164H79ZM100 163V164H99ZM118 163V164H117ZM135 164L130 172L132 176L125 174L124 169L128 164ZM181 163V164H180ZM187 163V164H186ZM194 163V164H193ZM207 163V164H206ZM219 163V164H218ZM222 163V164H221ZM239 163L238 165H235ZM5 166H3V165ZM6 164V165H5ZM39 164V165H38ZM71 164V165H70ZM89 164V165H88ZM110 164V165H109ZM125 164V167H124ZM186 164V165H185ZM189 164V165H188ZM241 164V165H240ZM243 164V165H242ZM248 164V165H247ZM34 165V166H33ZM52 165V166H51ZM58 165V166H56ZM60 165V167H59ZM63 165H65L63 167ZM75 165V166H73ZM79 167H78V166ZM85 165V166H83ZM93 165V166H92ZM103 165V166H102ZM118 165V166H117ZM174 165V166H173ZM213 165V166H212ZM224 165V166H223ZM247 165V166H246ZM262 165V166H261ZM3 166V167H2ZM24 166V168H23ZM29 166V167H28ZM54 166V168H53ZM68 166V167H67ZM115 166L117 167L115 170ZM122 166V167H121ZM146 166V168H145ZM151 166V167H150ZM161 166V167H159ZM183 166V167H182ZM194 166V168H193ZM206 166V167H204ZM221 166V167H220ZM238 166V167H237ZM241 166V167H240ZM246 166V169H244ZM259 166V167H258ZM261 166V167H260ZM21 167V168H20ZM50 167V168H49ZM70 167V168H69ZM97 167V169H95ZM107 167V168H106ZM136 167V168H135ZM159 167V168H158ZM171 167V169H170ZM178 167V168H177ZM214 167V168H213ZM220 167V169H219ZM228 167V169H227ZM257 167V168H256ZM23 168V169H22ZM29 168V169H28ZM31 168V169H30ZM41 168V169H40ZM101 168V171H100ZM106 168V169H105ZM139 168V169H138ZM183 168V169H182ZM210 168V169H209ZM222 168V169H221ZM252 168V170H250ZM6 169V170H3ZM28 169V171L26 170ZM36 169V170H35ZM48 169V171H47ZM62 171H61V170ZM66 169V171H65ZM72 169V170H71ZM75 169V170H74ZM83 169V170H82ZM119 169V170H117ZM123 171H122V170ZM135 169V170H134ZM145 169V170H144ZM160 169V170H159ZM170 169V170H169ZM194 170L193 173L197 174L200 178L197 183L193 185L182 184V179L187 176V173ZM205 169V170H204ZM217 169V170H216ZM227 169V170H226ZM262 169V170H261ZM9 170V171H8ZM31 170V171H29ZM81 172H79V171ZM89 172H88V171ZM163 170V172H162ZM176 170V171H175ZM188 170V171H186ZM222 170V171H221ZM261 170V171H260ZM25 172L27 176L23 173ZM27 171V172H26ZM41 173H40V172ZM45 171V172H44ZM74 171V172H73ZM79 173H78V172ZM84 171V172H83ZM87 171V172H86ZM99 171V172H97ZM121 171L123 177L119 178L118 174ZM172 171V172H171ZM179 171V172H178ZM200 171V172H199ZM226 171V172H224ZM254 171V172H253ZM11 172V173H10ZM14 174H13V173ZM16 172V173H15ZM40 174H39V173ZM71 172V173H70ZM95 172V173H94ZM101 172V173H100ZM123 172V173H122ZM156 172V173H155ZM178 172L180 175L174 176L173 173ZM198 172V173H197ZM214 172V173H213ZM221 172V174H220ZM48 173V174H46ZM80 176H78V174ZM88 173V174H87ZM92 173V174H91ZM94 173V174H93ZM98 173V174H97ZM136 173L138 176H134ZM142 173V174H141ZM159 173V174H158ZM205 173V174H204ZM223 173V174H222ZM228 173V174H227ZM233 173V174H232ZM236 173V174H235ZM239 173V174H238ZM253 173V174H252ZM257 173V174H256ZM259 173V174H258ZM262 173V174H261ZM31 174V175H30ZM68 174V175H66ZM100 174V175H99ZM112 174V175H111ZM116 174V176H115ZM156 174V175H155ZM158 174V175H157ZM166 174V179L169 182H174V185L168 184V188L165 185V179L161 175ZM168 174V175H167ZM172 174V175H171ZM226 174V177L225 175ZM241 174V175H240ZM13 175V176H12ZM15 175V176H14ZM29 175V176H28ZM43 175V176H42ZM92 175L93 178H92ZM97 175V176H96ZM109 175V176H108ZM153 175L152 177H150ZM203 175V177L201 176ZM214 175V176H213ZM223 175V176H222ZM230 175V176H229ZM241 177H240V176ZM249 175V176H248ZM46 176V178H45ZM50 176V178L48 177ZM53 176V177H52ZM75 176V177H74ZM85 176V178H84ZM102 176V177H101ZM106 176V177H105ZM143 176V177H142ZM170 176V177H169ZM183 178H182V177ZM205 176V179H204ZM220 176V177H219ZM232 180H229V177ZM239 176V177H238ZM251 176V177H250ZM261 176V179H260ZM41 177V179H40ZM66 177V178H65ZM74 177V178H73ZM95 177V178H94ZM117 178L118 180L114 179ZM129 177V178H128ZM154 177V178H153ZM173 177V178H172ZM218 177V178H217ZM238 179H237V178ZM251 179H250V178ZM25 178V180H24ZM29 178V179H28ZM54 178V179H53ZM77 178V180H76ZM79 178V179H78ZM89 178V179H88ZM92 178V179H91ZM98 178V179H96ZM105 178V179H104ZM142 178V179H141ZM144 178V179H143ZM150 178V179H149ZM158 178V179H157ZM172 178V179H171ZM179 178V179H177ZM181 178V180H180ZM212 178V179H210ZM214 178V179H213ZM223 178L227 179L223 180ZM240 178V179H239ZM249 178V179H248ZM41 181H40V180ZM68 179V180H67ZM87 179V180H86ZM110 179V180H109ZM127 179V181H126ZM141 179V180H140ZM147 179V180H145ZM154 179V180H153ZM158 181H157V180ZM164 179V180H163ZM201 179L203 180L201 182ZM210 179V180H209ZM242 179V180H241ZM253 179V180H252ZM10 180V181H9ZM22 180V181H21ZM40 182H39V181ZM56 180V181H55ZM74 180V181H73ZM85 183H83L84 181ZM97 182H96V181ZM107 180V181H106ZM157 182H156V181ZM173 180V181H172ZM175 180V181H174ZM181 182H180V181ZM205 180V182H204ZM218 180V181H217ZM235 180V182H234ZM238 180V181H237ZM252 180V181H251ZM257 180V181H256ZM260 180V181H259ZM24 181V182H23ZM70 181V182H69ZM90 181V182H89ZM118 181V183H117ZM147 181V182H145ZM152 181L150 184H148ZM188 181V180H187ZM209 183H208V182ZM214 181V182H213ZM217 181V182H216ZM220 181V182H219ZM226 183H225V182ZM243 181V182H242ZM245 181V182H244ZM259 181V182H258ZM5 182V183H4ZM35 182V183H34ZM38 182V183H36ZM44 182V183H43ZM48 182V183H47ZM50 182V183H49ZM56 182V183H55ZM74 182V183H73ZM76 182V184H75ZM79 182V184H78ZM92 182V184H90ZM101 184H100V183ZM105 184H104V183ZM108 182V183H107ZM111 182V183H109ZM123 182V183H121ZM128 182V183H126ZM140 182V183H139ZM161 182V183H160ZM179 182V183H178ZM224 185H223V183ZM234 182V184H233ZM30 183V185H29ZM59 183V185H58ZM70 183V186H69ZM72 183V184H71ZM90 186H89V184ZM97 183V184H96ZM98 183L100 185H98ZM134 183V184H133ZM143 183V184H142ZM153 183V185H152ZM157 185H155V184ZM159 183V184H158ZM164 183V185L162 184ZM204 184L208 187L219 190L220 200L216 202L215 210L213 205L203 203L197 207L196 197H192L196 192H200L203 188L199 185ZM237 183V184H236ZM243 183V186L242 184ZM251 183V184H250ZM38 184V185H37ZM47 184V185H46ZM52 184V185H51ZM55 186H54V185ZM107 184V185H106ZM122 184V185H121ZM139 184V185H137ZM177 186H176V185ZM179 184V187H178ZM191 184V183H190ZM198 184V185H197ZM241 184V186H240ZM9 185V186H8ZM32 185V186H31ZM35 185V186H34ZM40 185V187H38ZM49 185V187H48ZM68 185V186H66ZM118 185V186H117ZM145 185V186H144ZM163 185V186H162ZM220 187H218V186ZM259 185V187H258ZM262 185V187L260 186ZM77 186V187H75ZM82 186V187H81ZM92 186V187H91ZM98 186V187H97ZM122 186V188H120ZM161 188H160V187ZM186 187V189L184 188ZM228 188H227V187ZM230 186V187H229ZM233 186V187H232ZM3 187V188H2ZM32 187V188H31ZM53 189H52V188ZM56 187V189H54ZM69 187V188H68ZM87 187V188H86ZM102 187V188H101ZM119 191H118V189ZM132 187V189H131ZM142 187V188H141ZM160 189H158V188ZM175 187V188H174ZM191 191L189 192V189ZM200 187V188H199ZM237 187V188H236ZM241 187V188H240ZM248 187V188H247ZM256 187V188H255ZM29 188V189H28ZM36 188V189H35ZM46 188V189H45ZM51 188V189H50ZM58 188V189H57ZM67 188V189H66ZM81 188V189H80ZM84 188V190H83ZM86 188V189H85ZM95 188V189H94ZM112 188V189H111ZM164 190H163V189ZM224 188V189H223ZM227 188V189H226ZM230 188V189H229ZM35 191H34V190ZM43 189L41 192L40 190ZM65 189V191H64ZM105 189V190H104ZM115 191H114V190ZM128 189V190H127ZM130 189V191H129ZM137 189V190H136ZM146 189V190H145ZM149 189V190H148ZM166 189V190H165ZM171 189V190H169ZM174 189V190H173ZM176 189V190H175ZM196 189V190H194ZM212 189V188H211ZM221 189L223 191H221ZM234 189V190H233ZM261 189V190H260ZM29 190V191H28ZM79 190V191H78ZM82 193H81V191ZM100 190V191H99ZM112 190V192H111ZM136 190V191H135ZM184 190V191H182ZM186 190V191H185ZM225 190V191H224ZM227 190V191H226ZM231 190V191H230ZM15 191V192H14ZM46 191V192H45ZM49 191V192H47ZM60 191V192H59ZM62 191V192H61ZM125 191V192H124ZM138 191V192H137ZM143 191V192H142ZM161 191V192H160ZM165 191V192H164ZM171 191V192H170ZM194 191V192H193ZM196 191V192H195ZM205 191V190H203ZM235 191V192H233ZM248 191V192H247ZM33 192V193H31ZM43 192V193H42ZM53 192V194L51 193ZM88 192V193H87ZM92 192V194H91ZM95 192H97L95 194ZM119 192V193H118ZM129 192V193H127ZM159 192V193H158ZM168 192V193H167ZM174 192V193H173ZM193 192V193H191ZM227 192V193H225ZM231 192V193H230ZM19 193V194H18ZM48 195H47V194ZM56 193V194H55ZM62 193L65 196H62ZM138 193V194H137ZM169 197H168V195ZM177 193V195L175 194ZM236 193V194H235ZM28 194V195H27ZM31 194V195H30ZM36 194V195H35ZM51 194V195H50ZM78 194V195H77ZM106 196H104V195ZM130 194V195H129ZM159 194V195H158ZM163 194V195H162ZM166 196H165V195ZM174 194V195H173ZM179 194V195H178ZM185 196H184V195ZM188 194V195H187ZM225 194V195H223ZM247 194V195H246ZM256 194V195H255ZM258 194V195H257ZM16 195V196H15ZM45 195V196H44ZM70 197H69V196ZM77 195V196H76ZM94 195V196H93ZM98 195V196H97ZM109 195V196H108ZM123 195V196H122ZM129 195V196H128ZM133 197H132V196ZM144 195V196H143ZM157 195V196H156ZM232 195V196H231ZM235 195V196H234ZM237 195V196H236ZM242 195V196H241ZM32 196V197H31ZM47 198H44V197ZM49 196V197H48ZM56 196V197H54ZM79 196V197H78ZM90 196V197H89ZM96 196V197H95ZM103 196V197H102ZM139 196V197H137ZM156 196V197H155ZM184 196V197H183ZM191 196L190 198H188ZM230 196V197H229ZM259 196V197H258ZM21 199H20V198ZM28 197V198H27ZM43 197V198H42ZM86 198V199H83ZM95 199H94V198ZM100 197V199H99ZM106 197V198H105ZM128 197V198H127ZM143 197V198H142ZM152 197V198H150ZM160 197V198H158ZM170 197L172 198V201ZM237 197V198H234ZM13 198V200H11ZM15 198V199H14ZM18 198V199H17ZM98 198V199H97ZM135 198V199H134ZM140 198V199H138ZM142 198V200H141ZM148 198V199H147ZM185 198V199H184ZM221 198L223 200H221ZM234 198V199H233ZM46 199V200H45ZM58 199V200H56ZM63 199V201H62ZM65 199V200H64ZM93 199V200H92ZM111 201H110V200ZM116 199V201H115ZM130 199V200H129ZM132 199V200H131ZM155 199V201H153ZM193 199V200H192ZM196 201H195V200ZM233 202H232V200ZM248 201H246V200ZM252 199V200H251ZM256 201H255V200ZM262 199V200H261ZM17 200V201H15ZM19 200V201H18ZM32 200V203H31ZM51 200V201H48ZM55 200V201H54ZM67 200V201H66ZM70 200V201H69ZM83 200V202L81 201ZM113 200V201H112ZM122 200V201H121ZM148 200V201H147ZM185 200V201H184ZM188 200V201H187ZM205 200V199H204ZM10 201V202H9ZM22 201V202H21ZM58 201V202H57ZM62 201V202H61ZM77 201V202H76ZM79 201V202H78ZM91 201V203H90ZM98 201V202H97ZM126 203L124 204V202ZM133 201V202H131ZM140 201V202H139ZM151 203H150V202ZM160 201V202H159ZM168 204H167V202ZM192 201V202H191ZM194 201V202H193ZM238 201V202H237ZM242 201V202H241ZM246 201V202H245ZM255 201V202H254ZM259 201V202H258ZM262 201V202H261ZM26 202V203H25ZM61 202V203H60ZM68 202V204H67ZM70 202V203H69ZM73 202V203H72ZM75 202V203H74ZM82 202V203H81ZM93 202V203H92ZM111 202V203H110ZM137 202V203H136ZM215 202V201H213ZM240 202V203H239ZM261 202V203H260ZM22 203V204H21ZM24 203V205H23ZM29 203V204H28ZM52 203V204H51ZM78 203V204H77ZM90 203V204H89ZM108 203V204H107ZM130 203V204H129ZM148 203V204H147ZM153 203V205H151ZM161 205H159V204ZM178 203V204H177ZM181 205H180V204ZM221 203V204H220ZM249 203V205H248ZM254 205H253V204ZM259 203V204H258ZM7 204V205H6ZM28 206L26 207V205ZM42 204V205H41ZM45 204V205H44ZM54 204V205H53ZM62 204V205H61ZM72 204V205H71ZM75 204V205H74ZM84 204V205H83ZM93 204V205H92ZM119 210H118V206ZM123 204V205H122ZM139 204V205H137ZM158 204V205H157ZM171 204V205H170ZM186 206L189 208H187ZM193 204V205H192ZM227 204V205H226ZM232 204V205H231ZM257 204V205H256ZM6 205V207H5ZM19 205H22L19 207ZM74 205V206H73ZM78 209H77V206ZM92 205V206H90ZM128 205V206H127ZM135 205V206H132ZM180 205V206H178ZM190 205V207H189ZM195 205V206H194ZM226 205V207H225ZM236 205V206H234ZM248 205V206H247ZM260 205V206H259ZM26 209H25V207ZM68 206V208H67ZM72 206V207H71ZM82 206V207H81ZM88 206V207H87ZM107 206V207H105ZM109 206V207H108ZM116 206V208L114 207ZM131 206V208H130ZM139 206V207H138ZM147 206V207H146ZM166 206V207H165ZM184 208H183V207ZM231 206V207H230ZM16 209H15V208ZM22 207V208H21ZM31 210H29V208ZM43 207V208H42ZM53 207V208H52ZM84 207V208H83ZM121 207V208H120ZM136 207V208H135ZM151 207V208H150ZM168 207V208H167ZM171 207V208H170ZM177 207V208H176ZM209 207V208H208ZM232 207L234 209H232ZM240 209H238V208ZM244 207V208H243ZM249 207V208H248ZM260 209H259V208ZM35 208V209H34ZM42 208V209H41ZM56 208V209H55ZM62 208V210H61ZM96 208V209H95ZM115 208V210H113ZM123 208V209H122ZM126 208V209H125ZM160 208V209H159ZM175 208V209H173ZM180 208V209H179ZM182 208V209H181ZM226 208V209H225ZM251 208V209H250ZM262 208V209H261ZM38 209V210H37ZM41 209V210H40ZM46 209V210H45ZM54 209V210H53ZM79 211L77 212L76 211ZM92 209V210H91ZM103 209V210H102ZM148 209V210H147ZM163 209V210H162ZM187 209V210H185ZM209 209V210H208ZM220 209V210H219ZM243 209V210H241ZM246 209V211H245ZM255 211L253 212V210ZM259 209V210H258ZM5 210L6 212H4ZM11 210V211H10ZM23 210V211H22ZM33 210V211H32ZM49 210V211H48ZM67 210V211H66ZM98 210V211H97ZM109 210V211H108ZM136 210V211H135ZM161 214H159V212ZM161 210V211H160ZM183 210V212H182ZM190 210V211H189ZM193 210V211H192ZM225 210V211H223ZM233 212H232V211ZM241 210V212H240ZM3 211V212H1ZM13 211V212H12ZM16 211V212H14ZM26 211V212H25ZM47 211V212H46ZM62 211V212H60ZM65 211V212H64ZM76 211V212H74ZM92 211V212H91ZM139 211V212H138ZM152 211V213L150 212ZM167 211V212H166ZM171 211V212H170ZM178 211V212H177ZM189 211V212H188ZM200 211V212H199ZM212 211L214 213H212ZM219 211V213H217ZM221 211V212H220ZM223 211V212H222ZM236 211V212H235ZM243 211V212H242ZM249 211V212H247ZM250 211H252L250 213ZM42 212V213H41ZM122 212V213H121ZM127 212V213H126ZM133 212V213H132ZM158 212V213H157ZM164 212V213H163ZM170 212V213H169ZM205 212V213H204ZM211 212V213H210ZM226 212V213H225ZM232 212V213H231ZM4 213V214H3ZM143 213V214H141ZM147 213V214H146ZM169 213V214H168ZM173 213V214H172ZM178 213V214H177ZM184 213V214H183ZM192 213V214H191ZM194 213V214H193ZM203 213V214H202ZM217 213V214H216ZM255 213V214H254ZM26 214V215H25ZM45 217H42V216ZM75 214V215H73ZM91 214V215H90ZM100 214V215H99ZM109 214V215H108ZM130 214V215H129ZM155 214V215H154ZM157 214V215H156ZM177 214V215H176ZM181 214V215H179ZM186 214V215H185ZM189 214V215H188ZM201 214V215H200ZM209 214V215H208ZM216 214V215H215ZM220 214V215H218ZM230 214V215H229ZM238 214V215H237ZM251 214V220L249 215ZM4 215V216H3ZM36 215V216H35ZM42 215V216H40ZM48 215V216H47ZM60 215V216H59ZM100 217H99V216ZM106 215V216H105ZM113 216V218L111 216ZM123 215V216H122ZM132 215V216H131ZM134 215V216H133ZM136 215V216H135ZM140 215V216H139ZM161 215V216H160ZM169 215V216H168ZM197 215V216H196ZM215 215V216H213ZM234 215V216H232ZM39 219H38V217ZM65 216V217H64ZM70 216V217H69ZM73 219H72V217ZM87 216V218H86ZM91 216V217H90ZM115 216V217H114ZM128 216V217H126ZM139 216V217H137ZM160 218H159V217ZM164 216V217H163ZM177 216V217H175ZM179 216V217H178ZM187 216V217H186ZM239 216V218H238ZM21 217V218H20ZM24 217V218H22ZM36 219H35V218ZM62 217V218H60ZM68 217V218H67ZM76 217V218H75ZM103 217V218H102ZM110 217V218H108ZM125 219H124V218ZM131 217V218H129ZM146 217V219H145ZM176 220H174L175 218ZM201 218L197 220V218ZM210 217V218H209ZM237 217V218H236ZM4 218V219H3ZM41 218V219H40ZM43 218V219H42ZM57 220H56V219ZM70 218V219H69ZM76 220H75V219ZM80 218V219H79ZM86 218V219H85ZM95 218V219H94ZM120 218V219H119ZM142 218V219H141ZM158 218L160 219L158 221ZM163 218V219H162ZM167 218V219H166ZM169 218V219H168ZM172 221H170L171 219ZM184 218L185 221H184ZM193 218V219H192ZM227 218V219H226ZM235 220H234V219ZM248 218V219H247ZM253 218V219H252ZM261 218V219H260ZM9 219V220H8ZM38 219V220H37ZM79 219V220H78ZM99 221H98V220ZM108 219V220H107ZM129 219V220H128ZM137 219V220H136ZM145 219V220H144ZM157 219V221H156ZM190 219V220H188ZM217 219V220H216ZM224 219V220H223ZM231 219V220H230ZM238 219V220H237ZM6 220V221H5ZM11 220V221H10ZM21 220V221H20ZM26 221L25 222H23ZM34 222H32V221ZM40 220V221H39ZM45 220V221H44ZM92 220H94L92 222ZM97 222H96V221ZM154 220V221H153ZM166 220V221H165ZM168 220L170 222H168ZM204 223V221H206ZM226 220V221H225ZM228 220V221H227ZM257 222H256V221ZM261 222H260V221ZM263 220V221H262ZM38 221V222H37ZM44 221V222H43ZM55 221V222H53ZM74 221V222H73ZM82 221V222H81ZM124 221V222H123ZM126 221V222H125ZM145 221V222H144ZM150 221V222H149ZM174 221V222H173ZM176 221V222H175ZM183 221V222H182ZM196 221V222H195ZM215 223H214V222ZM217 221V222H216ZM219 221V222H218ZM234 221V222H233ZM4 222V223H3ZM8 222V225H7ZM17 222V223H16ZM41 222V223H39ZM79 222V223H78ZM87 222V223H86ZM89 222V223H88ZM92 222V223H91ZM111 222V223H110ZM113 222V223H112ZM118 222V223H117ZM121 222V223H120ZM154 222V223H153ZM159 222L158 226L157 223ZM162 222V223H161ZM179 222V223H178ZM181 222V223H180ZM193 222V223H192ZM203 222V223H202ZM228 222L229 224H227ZM244 222V223H243ZM247 224H246V223ZM45 223V224H44ZM60 223V224H59ZM68 223V224H67ZM123 223V224H122ZM126 225H125V224ZM133 223V224H131ZM135 223V224H134ZM142 223V224H141ZM146 223V224H145ZM170 223V224H169ZM173 223V225H172ZM178 223V224H177ZM200 223V224H199ZM232 225H231V224ZM243 223V224H242ZM255 225H254V224ZM15 224V225H14ZM17 224V225H16ZM19 224V225H18ZM39 224V225H37ZM75 224V226H74ZM87 224V226L85 225ZM89 224V225H88ZM120 224V225H119ZM131 224V225H130ZM138 224V225H136ZM156 228H154L153 226ZM161 224V225H160ZM177 224V225H176ZM182 224V225H181ZM185 224V225H184ZM188 224V225H187ZM194 225V227L192 226ZM197 224V225H196ZM204 224V225H203ZM216 224V225H215ZM218 224V226H217ZM227 224V225H226ZM243 226H242V225ZM21 225V226H20ZM29 225V226H28ZM37 225V226H36ZM49 225V226H47ZM53 225V226H52ZM62 225V226H61ZM64 225V226H63ZM70 225V226H69ZM78 225L79 229H78ZM83 225V226H82ZM97 225V226H96ZM99 225V226H98ZM118 228H116L117 226ZM122 225V226H121ZM141 225V226H140ZM180 225V226H179ZM184 225V226H183ZM187 225V226H186ZM201 225V226H200ZM225 227H224V226ZM240 225V226H239ZM248 225V226H247ZM254 225V226H253ZM5 226V228L3 227ZM33 226V228H32ZM66 226V227H65ZM86 231H85V228ZM91 226V227H90ZM94 226V227H93ZM103 226V227H102ZM109 226V227H108ZM124 226V227H123ZM127 226V227H126ZM132 227L129 229V227ZM145 226V227H144ZM151 226V228H150ZM161 226V227H160ZM172 226V227H171ZM197 226V227H196ZM214 226V227H213ZM216 226V227H215ZM229 226V227H228ZM3 227V228H2ZM13 229L11 230L10 229ZM13 227V228H12ZM18 227V228H17ZM31 227V228H29ZM36 227V228H35ZM42 227V228H41ZM52 227V228H50ZM58 227V228H57ZM60 227V228H59ZM65 227V228H64ZM77 227V230H76ZM153 227V228H152ZM167 227V228H166ZM175 227V228H174ZM191 227V228H190ZM201 227V228H200ZM204 227V228H203ZM220 227V228H219ZM228 227V228H227ZM248 227V228H247ZM253 227V228H252ZM15 228V229H14ZM40 228V229H39ZM69 228L71 230H69ZM75 228V229H74ZM165 228V229H164ZM173 228V229H172ZM183 228V229H182ZM193 228V229H192ZM215 228V229H214ZM242 228V229H241ZM258 228V229H257ZM18 229V230H17ZM32 229V230H31ZM43 229V230H42ZM64 229V230H63ZM83 229V230H81ZM126 229H129L125 231ZM133 229V230H131ZM149 229V230H148ZM155 229V230H154ZM185 229V230H184ZM204 229V230H203ZM212 229V230H211ZM229 229V230H228ZM249 229V230H247ZM6 230H8L6 232ZM39 232H38V231ZM42 230V231H41ZM49 232H48V231ZM52 230V231H51ZM62 233H61V231ZM90 230V232H89ZM96 230V232H95ZM114 232H111V231ZM141 230V231H138ZM143 230V231H142ZM148 230V231H147ZM155 232H153V231ZM158 230V231H156ZM166 233H165V231ZM199 230V231H197ZM201 230V231H200ZM210 230V231H208ZM220 230V231H219ZM245 230V232L243 231ZM2 231V232H1ZM4 231V232H3ZM15 231V232H14ZM36 231V232H35ZM45 231V232H44ZM47 231V232H46ZM72 231V232H70ZM98 231V232H97ZM108 231V232H107ZM120 231H124L123 233ZM136 231V233H135ZM162 231V232H161ZM177 234H176V232ZM182 231V232H181ZM216 231V232H215ZM219 233H218V232ZM228 231V233L226 232ZM232 231V232H230ZM234 231V232H233ZM240 233H238V232ZM15 236H14V234ZM116 232V233H115ZM132 232V233H130ZM145 234H143V233ZM175 232V233H174ZM179 232V233H178ZM185 232V233H184ZM210 232V233H209ZM253 232V233H252ZM5 233V235L3 234ZM12 235H11V234ZM50 233L49 235H46ZM77 233V234H76ZM99 233V234H98ZM109 233V236H108ZM111 233V234H110ZM115 233V235H114ZM122 233V234H121ZM130 233V234H129ZM134 233V234H133ZM151 233V235H150ZM154 233V234H153ZM173 233V234H172ZM201 233V234H200ZM215 233V235H214ZM228 235H227V234ZM8 234V235H6ZM22 234V235H21ZM25 234V235H24ZM37 236H36V235ZM42 236H41V235ZM58 234V235H57ZM63 234V235H62ZM65 234V236H64ZM86 234H88L86 236ZM98 234V235H97ZM132 234V235H131ZM184 234V235H183ZM191 234V236H189ZM207 234V235H206ZM211 234V237H210ZM245 234V235H244ZM262 236H259L261 235ZM53 238H51L52 236ZM71 235V237H70ZM79 235V236H78ZM85 235V236H84ZM113 235V237H112ZM118 235V236H117ZM126 235V236H125ZM136 235V236H135ZM150 235V236H149ZM159 235V236H158ZM182 235V236H181ZM214 235V236H213ZM219 235V236H218ZM224 235V236H223ZM239 235V236H238ZM9 236V237H8ZM17 236V237H16ZM22 236V237H21ZM32 236V237H30ZM46 236V237H45ZM90 238H89V237ZM95 237V241L93 240ZM107 236V237H106ZM116 236V237H115ZM121 236V238H120ZM132 236V237H130ZM141 236V237H138ZM143 236V237H142ZM174 236V237H173ZM179 236V237H178ZM189 236V237H187ZM230 236V237H229ZM236 236V237H235ZM245 236V237H244ZM259 238H258V237ZM16 237V238H14ZM60 237V238H59ZM64 237V239H63ZM83 237V238H82ZM92 237V238H91ZM100 239H97V238ZM131 241L130 240V238ZM177 237V238H176ZM193 237V238H192ZM197 237V239L195 238ZM218 237V238H215ZM262 237V238H260ZM5 238V239H4ZM10 238V239H9ZM19 238V239H18ZM23 240H22V239ZM59 238V239H58ZM82 238V239H81ZM105 239L103 241L102 239ZM117 238V239H115ZM141 238V239H140ZM149 238V239H148ZM154 238V239H153ZM157 240H156V239ZM191 238V240H190ZM203 238V239H202ZM210 238V239H209ZM220 238V239H219ZM226 238V239H225ZM259 240H258V239ZM44 239V241H43ZM51 239V241H50ZM55 239V240H54ZM58 239V240H57ZM66 239V240H65ZM68 239V240H67ZM85 239V240H84ZM92 239V240H91ZM110 239V240H109ZM123 239V240H122ZM137 239H140L139 241ZM152 239V240H151ZM189 239V240H188ZM193 239V240H192ZM199 239V240H198ZM216 239V241H215ZM222 239V240H221ZM239 241V243L235 240ZM3 240V241H2ZM5 240V241H4ZM7 240V241H6ZM55 243H54V241ZM70 240V241H69ZM78 242H77V241ZM102 240V241H101ZM143 243H142V241ZM149 240V241H148ZM152 242H151V241ZM178 240V241H177ZM226 240V241H225ZM263 240V241H262ZM9 241V243H7ZM19 243H18V242ZM23 241V242H22ZM46 241V242H45ZM49 241V242H48ZM60 241V242H58ZM73 241V242H72ZM92 241V242H91ZM94 241V242H93ZM121 241V242H120ZM123 241V242H122ZM135 241V244L134 242ZM157 244H156V242ZM175 241V242H174ZM182 243H181V242ZM190 243H189V242ZM196 243H195V242ZM198 241V242H197ZM204 241V243H203ZM215 241V242H214ZM31 242V243H30ZM38 242V243H37ZM41 244H40V243ZM51 242V243H50ZM77 242V244H76ZM99 242V243H98ZM104 242V243H102ZM128 242V243H126ZM179 242V245H178ZM206 242V244H205ZM213 244H212V243ZM235 242V243H234ZM254 242V243H253ZM259 242V244H258ZM11 243H14L11 245ZM23 243V246H22ZM26 243V244H25ZM61 243V244H60ZM109 243V244H108ZM131 243V244H130ZM138 243V244H137ZM142 243V244H141ZM195 246L193 247L191 245ZM210 243V244H209ZM214 243L216 245H214ZM218 243V244H217ZM237 243V244H236ZM29 244V245H28ZM31 244V245H30ZM59 246H58V245ZM65 244V245H64ZM74 244V245H73ZM95 244V245H93ZM100 244V245H99ZM108 244V245H107ZM118 244V245H117ZM134 244V245H133ZM141 244V245H140ZM147 244V245H146ZM176 246H175V245ZM184 244V245H183ZM190 244V245H189ZM221 244V246H220ZM244 244V245H243ZM249 244V245H248ZM16 245V246H15ZM20 245V248H19ZM68 245V246H67ZM83 245V246H82ZM93 245V246H92ZM98 245V246H97ZM103 245V246H102ZM112 245V246H111ZM130 245V246H128ZM132 245V246H131ZM169 245V247H168ZM201 245V246H200ZM205 245V246H204ZM209 247H207V246ZM253 245V246H252ZM258 245V246H257ZM7 246V247H6ZM12 246V247H11ZM29 246V248H28ZM35 246V248H34ZM38 246V247H37ZM40 246H42L40 248ZM64 247V251L62 247ZM72 246V247H70ZM111 246V248H110ZM118 246V247H117ZM121 246V247H120ZM138 248H137V247ZM144 248H143V247ZM147 246V247H146ZM149 246V249H148ZM178 246V247H177ZM181 246V247H180ZM189 246V247H188ZM227 246V247H226ZM230 246V247H229ZM233 246V247H232ZM3 247V248H2ZM11 247V248H10ZM56 250H55V248ZM95 247V248H94ZM101 247V248H99ZM129 247V248H128ZM136 247V248H135ZM153 247V248H152ZM156 247V248H155ZM184 247V248H183ZM198 247V248H197ZM212 247V248H211ZM215 247V248H214ZM242 247V248H241ZM244 247V248H243ZM246 247V249H245ZM259 247V248H258ZM27 250H26V249ZM34 248V249H33ZM61 248V250H60ZM68 248H70L68 250ZM72 248V249H71ZM74 248V249H73ZM116 248V249H115ZM124 248V249H123ZM131 248V249H130ZM165 248V249H164ZM177 248V250H175ZM191 248V249H190ZM203 250H202V249ZM205 248H207L205 250ZM212 250H211V249ZM8 249V250H7ZM16 249V250H15ZM18 249V250H17ZM41 249V250H39ZM49 249V250H48ZM82 249V250H81ZM97 249V250H95ZM103 249L104 252H103ZM111 249V250H110ZM123 249V251H122ZM137 249V250H136ZM139 249V250H138ZM147 249V251L145 250ZM153 249V250H152ZM163 249V250H162ZM186 249V250H184ZM193 249V250H192ZM201 249V250H200ZM254 249V250H253ZM11 250V251H10ZM21 252H20V251ZM32 250V251H31ZM45 250V251H44ZM93 250V251H92ZM95 250V251H94ZM117 250V252H116ZM205 250V251H204ZM209 250V251H207ZM219 250V251H218ZM229 250V251H228ZM235 250V252H234ZM259 250V251H257ZM18 253H16V252ZM35 251V252H33ZM47 251V252H46ZM50 253H49V252ZM128 251V252H127ZM137 251V253H136ZM149 251V252H148ZM160 251V252H158ZM174 252L172 254V252ZM183 251H185L183 254ZM200 251L202 253H200ZM217 251V252H216ZM233 251V252H232ZM244 251V253L242 252ZM247 251V252H246ZM254 251V253H253ZM3 252V253H2ZM8 252V253H7ZM29 252V253H28ZM70 254H69V253ZM101 254L99 255L98 254ZM112 252V253H111ZM116 254H115V253ZM124 252V253H123ZM126 252V254H125ZM145 252V254H144ZM187 252V253H186ZM191 252V253H190ZM195 252V254H194ZM208 252V254H207ZM2 253V254H1ZM14 253L16 254L15 258ZM25 253V254H24ZM61 253V254H59ZM64 253V254H63ZM91 253V254H89ZM122 253L124 255H121ZM133 253V254H132ZM151 253V254H150ZM170 253V254H169ZM193 253V254H192ZM197 253V254H196ZM212 253V254H211ZM217 253V254H216ZM235 253V254H234ZM240 253V254H239ZM5 254V255H4ZM7 254L9 256H7ZM12 254V255H11ZM36 256H35V255ZM39 254V255H38ZM42 254V256H41ZM60 257H59V255ZM87 254V255H86ZM98 254V255H97ZM110 254V255H109ZM144 254V255H143ZM149 254V255H148ZM154 254V255H152ZM182 256H181V255ZM189 254V256H187ZM203 254V255H202ZM221 254V255H220ZM231 254V255H230ZM239 254V255H238ZM249 254V255H248ZM253 254V255H251ZM33 255V256H32ZM62 255V256H61ZM69 255V256H68ZM106 255V256H105ZM116 255V256H115ZM150 257H148V256ZM172 255V256H170ZM191 255V256H190ZM212 255V257H211ZM224 255V256H223ZM237 255V256H236ZM247 255V256H246ZM261 255V256H260ZM19 256V257H17ZM23 256V258H21ZM57 256V257H56ZM64 256V257H63ZM67 256V257H66ZM71 256V257H70ZM84 258H83V257ZM92 256V257H90ZM95 256V258H94ZM105 256V257H103ZM119 256V258H118ZM121 256V257H120ZM141 256V257H138ZM143 256V257H142ZM153 256V257H152ZM165 256V258L163 257ZM178 256V257H176ZM180 256V257H179ZM196 256V257H195ZM210 256V257H209ZM231 256V257H230ZM235 256V257H234ZM251 256V258H250ZM256 256V257H255ZM4 257V258H3ZM28 257V258H27ZM34 257V258H33ZM66 257V259H65ZM87 257V258H86ZM103 257V258H102ZM169 257V258H168ZM175 257V258H174ZM207 257V258H206ZM225 257V258H224ZM242 257V259L240 258ZM245 257V258H244ZM261 257V258H260ZM9 258V259H8ZM14 260H13V259ZM19 258V259H18ZM59 260L57 261V259ZM91 258V259H90ZM97 258V259H96ZM115 258V259H114ZM125 258V259H124ZM131 258V259H130ZM164 258V259H162ZM178 258V259H177ZM183 258V259H182ZM185 258V259H184ZM191 258V259H190ZM194 258H198L197 260ZM202 258V259H201ZM204 258V259H203ZM210 260H207V259ZM244 258V259H243ZM250 259V261L247 260ZM263 258V259H262ZM8 259V260H7ZM17 259V260H16ZM37 259V260H36ZM41 259V260H40ZM53 259V260H51ZM87 259V260H86ZM92 262H90V260ZM93 259V260H92ZM95 259V260H94ZM110 259V260H109ZM117 259V260H116ZM128 259V260H127ZM183 261H182V260ZM223 259V260H222ZM231 259V260H230ZM234 259V260H233ZM246 259V261H244ZM7 260V261H5ZM35 260V261H34ZM65 260V261H63ZM74 260V261H73ZM101 262H100V261ZM115 260V261H113ZM153 260V261H152ZM159 260V261H158ZM161 260V262H160ZM164 260V261H163ZM168 260V261H167ZM185 260V261H184ZM187 260V262H186ZM191 262H190V261ZM213 263H212V261ZM216 260V261H215ZM226 260V261H225ZM239 260V261H238ZM256 262H255V261ZM260 260V262L258 261ZM34 261V262H33ZM39 261V262H38ZM51 261V262H50ZM60 261V262H59ZM73 261V262H71ZM77 261V262H76ZM110 261V262H109ZM120 261V262H119ZM126 261V262H125ZM132 261V262H131ZM144 261V262H143ZM167 261V262H166ZM181 261V262H180ZM193 261V262H192ZM252 261V262H251ZM254 261V262H253ZM11 262V263H10ZM66 262V263H65ZM90 262V263H89ZM98 262V263H97ZM114 262V263H113ZM141 262V263H140ZM147 262V263H145ZM149 262V263H148ZM199 262V263H198ZM230 262V263H229ZM246 262V263H245ZM248 262V263H247ZM158 263V264H159Z\"/></svg>", "mask_w": 264, "mask_h": 264}, {"label": "bare ground", "instance_id": "obj_2", "mask_svg": "<svg viewBox=\"0 0 264 264\" xmlns=\"http://www.w3.org/2000/svg\"><path fill=\"white\" fill-rule=\"evenodd\" d=\"M39 1H41V0H39ZM56 1V0H55ZM104 1V0H103ZM121 1V0H120ZM120 1H118V2H120ZM126 1V0H125ZM134 1V0H133ZM138 1V0H137ZM140 1V3H142L143 1L142 0H139ZM139 1H138V3H139ZM149 1V0H148ZM158 1V0H157ZM194 1H196V0H194ZM197 1H200V0H197ZM215 1V0H214ZM214 1H212V0H209V1H207V2H205V4L203 3V2H200V3H196V5L195 4H192V5H190L189 4V6H186V3L185 2H183V1H179L178 0V2H177V4H175L176 6H172V12L174 13V15L175 14H177V15H179V16H182V17H184V22L183 23H181L182 25H180V27H179V29H180V31L179 32H181V35H179L178 33L175 35L174 33H173V35L172 36H169V35H166L165 36V31H167L168 29H167V27H168V22H166L165 20L164 21H162V24L160 25V27H161V29L159 30V31H157V33H155L154 31V34H148V33H146V32H144L145 33V35H146V37H150V41H149V43H150V47L152 48V49H154V48H159V49H162V50H164V52L162 53V59H160V60H158V56H156L155 54H156V52H155V54H153L152 53V50H151V52H148L147 50V52H145V53H147V54H145V55H143V56H141L140 57V60H141V58L143 59V61H144V63H147V62H145V60L146 59H148L149 57H152L153 55H155L156 56V58L157 59H154V61H156V60H158L157 61V63L156 64H152L151 66H148V64L146 65V64H143L144 66H139V63H137L136 64V60H133V59H131V58H129V56H125L124 57V59H126V60H124L123 61V63L121 64L120 63V67H118L119 68V71H117L118 73H117V75L115 76V77H110V79H112L110 82H108V84L110 85H108L110 88H112V90H113V92H114V96H115V98L117 99V101L119 100V103L121 104V106H123L125 109L127 108V107H129V108H132V106L134 105V103H135V107L136 108H145V106H147V108H148V106H149V103L150 102H152L153 100H159L158 98H160V100H159V102L160 103H162L163 104V106H161L160 105V103H159V106H160V110H159V116H157V117H160L161 118V123H169L168 125H171L172 126V129H174L175 131H176V128H178V127H182V126H180V125H182V123H183V118L181 117V114H184V112L185 111H188V112H191V113H193V112H198V111H200L199 113H201L202 115H201V117H199L200 119H202V117H204V119L206 118L205 117V115L207 114L206 112L209 110V113L211 112H213V111H215L216 109H218V108H220V109H226V108H228V107H230V106H232V104H233V102H238V99L236 98V97H234V96H231V95H224V97L223 96H221L219 93H216L215 91H210V90H207V94L205 95V91L204 90H202V88L203 87H205V88H208V87H210L211 85H213V83L215 82H217V80H220L219 79V75L222 73V71H224L223 70V68H222V65H227V69L231 66V68L232 67H235V66H237L238 64V66H239V68H240V66H242L241 68H243V70H242V73L240 74V75H238L237 76V78H235L234 80L236 81H245V80H248L249 81V79L250 78H252V79H258L259 80V78L260 77H262L263 76V74H264V48H261L260 46H256V47H254V45L252 46V45H250V44H248L247 46H245V53H243V51H241V53L243 54V56L242 55H240V56H236V54L235 55H233V54H231V53H229L228 52V50L230 49H227V51H226V53L225 52H223L221 49L222 48H224V46H227L226 45V43H220V44H218L216 47H214V46H212V42L214 41L213 40V38L212 37H210L209 35H206V34H204L203 32H202V28L204 27L203 25L201 26V24H199V19H198V16H196V17H194V22L193 23H195L194 25H192V23H191V25H189L187 22L189 21H187V19H190V17H189V15H192V13L194 14V12H196V10H198V8L200 9H202V10H204V11H210V12H216V11H219L220 13H223V12H228L227 10H225V9H223L224 8V6L223 5H225V3L228 1V0H224V1H226L225 3L223 2L222 4H220V5H218L217 6V4H214L213 2ZM230 1H232V0H230ZM252 1V0H251ZM256 1V0H255ZM37 2V1H36ZM89 2V1H88ZM94 2V1H93ZM97 2V1H96ZM101 2V1H100ZM106 2V1H105ZM135 2V1H134ZM145 2V1H144ZM162 2H165V1H162ZM161 1H160V3H162ZM172 2H176V1H172ZM187 2V1H186ZM234 2H235V0H234ZM259 2V1H258ZM83 3V2H82ZM98 3H99V0H98ZM97 3V4H98ZM103 3V2H102ZM101 3V4H102ZM109 3V2H108ZM113 3V2H112ZM136 3V2H135ZM156 3V2H155ZM158 3H159V1H158ZM171 3V2H170ZM194 3V2H193ZM218 3V2H217ZM241 3H242V1H241ZM240 2H238V0H237V2H236V5L235 6H238V7H241V5L242 4H244V3H242L241 4ZM264 3V2H263ZM10 4V3H9ZM89 4V3H88ZM93 4V3H92ZM154 4V3H153ZM152 4V5H153ZM249 4H251V3H249ZM260 4H262V3H260ZM260 4H258V5H260ZM84 5H86V4H84ZM94 5V4H93ZM96 5V4H95ZM124 5V4H123ZM127 5V4H126ZM131 5H132V1H131ZM139 5V4H138ZM148 5V4H147ZM156 5H158V4H156ZM161 5V4H160ZM159 5V6H160ZM247 5V4H246ZM245 5V6H246ZM252 5H254V4H251V6ZM87 6H89V5H87ZM118 6V5H117ZM121 6V5H120ZM128 6V5H127ZM136 6V5H135ZM155 6V5H154ZM170 6V5H169ZM227 6H228V8L229 7H233L234 5L232 4V3H228L227 2ZM257 6V5H256ZM262 6V5H261ZM50 7V6H49ZM82 7V6H81ZM84 7V6H83ZM100 7V6H99ZM104 7V6H103ZM105 7H106V5H105ZM108 7V6H107ZM129 7V6H128ZM138 7V6H137ZM148 7V6H147ZM156 7V6H155ZM53 8V7H52ZM88 8V7H87ZM109 8V10H110V8H113V7H108ZM160 8V7H159ZM248 8V7H247ZM252 8V7H251ZM250 8V9H251ZM255 8V7H254ZM50 9V8H49ZM68 9V8H67ZM89 9V8H88ZM88 9H86L87 11H88ZM92 9V8H91ZM95 9H96V7H95ZM95 9L94 10H92V11H95ZM105 9V11L107 10L106 8H104ZM104 9H102V11L104 10ZM117 9V8H116ZM125 9V8H124ZM124 9H121V10H124ZM139 9V8H138ZM141 9V8H140ZM147 9V8H146ZM156 9V8H155ZM164 9V8H163ZM168 9H170V8H168ZM190 9H192V12H191V10ZM231 9V8H230ZM242 9V8H241ZM244 9V8H243ZM37 10V9H36ZM72 10V9H71ZM84 10V9H83ZM82 10V11H83ZM114 10V9H113ZM132 10V9H131ZM144 10V9H143ZM157 10V9H156ZM155 10V11H156ZM160 10H162V9H160ZM167 10V9H166ZM252 10V9H251ZM80 11H81V9H80ZM79 11V12H80ZM92 11H91V13H92ZM158 11V10H157ZM199 11V10H198ZM240 11V10H239ZM255 11H257V9L255 10ZM254 11V12H255ZM67 12V11H66ZM98 12V11H97ZM109 12V11H108ZM123 12V11H122ZM140 12H141V10H140ZM160 12V11H159ZM162 12V11H161ZM167 12V11H166ZM170 12V11H169ZM242 12V11H241ZM253 12V11H252ZM50 13V12H49ZM69 13H71V11L69 12ZM78 13V12H77ZM82 13V12H81ZM83 13H85V12H83ZM120 13V12H119ZM158 13V12H157ZM203 13V12H202ZM201 13V14H202ZM205 13V12H204ZM203 13V14H204ZM219 13V14H220ZM244 13V12H243ZM258 13V12H257ZM39 14V13H38ZM64 14V13H63ZM68 14V13H67ZM73 14V13H72ZM75 14V13H74ZM73 14V15H74ZM87 14V13H86ZM110 14V13H109ZM131 14V13H130ZM138 14H139V12H138ZM206 14V13H205ZM232 14V13H231ZM242 14V13H241ZM253 14V13H252ZM263 14V13H262ZM50 15V14H49ZM52 15V14H51ZM70 15V14H69ZM85 15V14H84ZM172 15V14H171ZM196 15V14H195ZM215 15V14H214ZM221 15V14H220ZM228 15H230V14H228ZM233 15H234V13H233ZM246 15V14H245ZM244 15V16H245ZM258 15V14H257ZM2 16V15H1ZM35 16V15H34ZM80 16V15H79ZM89 16H91L92 17V15H89ZM109 16V15H108ZM113 16V15H112ZM118 16V15H117ZM158 16V15H157ZM167 16V15H166ZM173 16V15H172ZM194 16V15H193ZM192 16V17H193ZM237 16H238V14H237ZM249 16H251L250 14H249ZM254 16V15H253ZM252 16V17H253ZM25 17V16H24ZM66 17H67V15H66ZM77 17H78V15H77ZM90 17V18H91ZM121 17V16H120ZM128 17V16H127ZM131 17V16H130ZM139 17V16H138ZM155 17H156V15H155ZM177 17V16H176ZM213 17V16H212ZM218 15H217V19H218ZM226 17V16H225ZM229 17V16H228ZM227 17V18H228ZM243 17V16H242ZM241 16H240V18H242ZM4 18V17H3ZM40 18V17H39ZM53 18V17H52ZM89 18V17H88ZM94 18V17H93ZM97 18V17H96ZM96 18L94 19V20H96ZM110 18V17H109ZM123 18V17H122ZM142 18V17H141ZM145 18V17H144ZM148 18H150V17H148ZM167 18V17H166ZM178 18V17H177ZM214 18V17H213ZM231 18H233V16L231 17ZM235 18V17H234ZM2 19V18H1ZM66 19V18H65ZM69 19H70V17H69ZM73 19V18H72ZM86 19V18H85ZM111 19V18H110ZM118 19H119V17H118ZM117 19V20H118ZM123 19H125V18H123ZM127 19V18H126ZM158 19V18H157ZM169 19V18H168ZM172 19V18H171ZM174 19V18H173ZM198 19V20H197ZM205 19H206V17H205ZM216 19V20H217ZM247 19V18H246ZM245 19V20H246ZM251 19V18H250ZM255 19V18H254ZM63 20V19H62ZM81 20V19H80ZM84 20V19H83ZM113 20V19H112ZM117 20H116V22H117ZM128 20V19H127ZM149 20V19H148ZM155 20V19H154ZM161 20V19H160ZM182 20V19H181ZM220 20V19H219ZM218 20V21H219ZM227 20V19H226ZM230 20V19H229ZM234 20V19H233ZM262 20V19H261ZM263 20H264V18H263ZM262 20V21H263ZM55 21V20H54ZM68 21V20H67ZM66 21V22H67ZM75 21V20H74ZM92 21H93V19H92ZM129 21H130V19H129ZM147 21V20H146ZM146 21H144V22H146ZM152 21V20H151ZM168 21H171V20H168ZM191 21V20H190ZM197 21V22H196ZM207 21V20H206ZM232 21V20H231ZM236 21V20H235ZM240 21V20H239ZM255 21H257V20H255ZM30 22V21H29ZM53 22V21H52ZM69 22V21H68ZM77 22V21H76ZM82 22V21H81ZM84 22V21H83ZM135 22V21H134ZM136 22H138V21H136ZM158 22V21H157ZM172 22V21H171ZM201 22V21H200ZM220 22V21H219ZM222 22H224V20L222 21ZM222 22L220 23V25L222 24ZM243 22V21H242ZM248 22V21H247ZM258 22V21H257ZM75 23V22H74ZM96 23V22H95ZM109 23V22H108ZM124 23V22H123ZM127 23V22H126ZM150 23H152V22H150ZM159 23V22H158ZM174 23V22H173ZM209 23V22H208ZM212 23V22H211ZM228 23H230V22H228ZM232 23V22H231ZM230 23V24H231ZM244 23V22H243ZM242 23V24H243ZM250 23V22H249ZM33 24V23H32ZM39 24H40V22H39ZM58 24V23H57ZM61 24V23H60ZM59 24V25H60ZM70 24H73V23H70ZM79 24H80V22H79ZM78 24V25H79ZM119 24V23H118ZM122 24V23H121ZM125 24V23H124ZM130 24V23H129ZM178 24V23H177ZM237 24V23H236ZM236 24H233V25H235V26H237ZM251 24V23H250ZM261 24V23H260ZM7 25V24H6ZM11 25V24H10ZM35 25V24H34ZM41 25V24H40ZM64 25V24H63ZM66 25V24H65ZM159 25V24H158ZM157 25V26H158ZM179 25V24H178ZM211 25V24H210ZM215 25V24H214ZM220 25H219V27H220ZM244 25V24H243ZM242 25V26H243ZM1 26V25H0ZM80 26V25H79ZM93 26H94V23H93ZM97 26V25H96ZM108 26V25H107ZM110 26V25H109ZM113 26V25H112ZM114 26H116V25H114ZM126 26V25H125ZM134 26V25H133ZM135 26H136V24H135ZM139 26V25H138ZM150 26V25H149ZM172 26V25H171ZM174 26V25H173ZM217 26V25H216ZM223 26H224V23H223ZM250 26V25H249ZM261 26V25H260ZM6 27V26H5ZM12 27V26H11ZM42 27V26H41ZM72 27V26H71ZM77 27V26H76ZM75 27V28H76ZM88 27V26H87ZM122 27V26H121ZM129 28L131 27V24H130V26H128ZM142 27V26H141ZM145 27V26H144ZM175 27H176V25H175ZM210 27V26H209ZM213 27V26H212ZM230 27V26H229ZM238 27V26H237ZM241 27V26H240ZM245 27V26H244ZM252 27V26H251ZM255 27V26H254ZM262 27V26H261ZM1 28V27H0ZM60 28V27H59ZM65 28H67V26L65 27ZM73 28V27H72ZM91 28V27H90ZM169 28V27H168ZM173 28V27H172ZM177 28V27H176ZM215 28V27H214ZM224 28V27H223ZM234 28V27H233ZM257 28V27H256ZM68 29V28H67ZM67 29H66V31H67ZM74 29V28H73ZM79 29V28H78ZM77 29V30H78ZM88 29H89V27H88ZM102 29V28H101ZM111 29V28H110ZM114 29V28H113ZM112 29V30H113ZM141 29V28H140ZM149 29V28H148ZM155 29H157L156 27L154 28V30ZM220 29V28H219ZM228 29V28H227ZM230 29V28H229ZM229 29H228V31H229ZM241 29V28H240ZM249 29V28H248ZM258 29H259V26H258ZM38 30V29H37ZM51 30V29H50ZM60 30V29H59ZM75 30V29H74ZM73 30V32H75ZM82 30V29H81ZM94 30V29H93ZM123 30V29H122ZM130 30V29H129ZM146 30V29H145ZM144 30V31H145ZM177 30V29H176ZM209 30V29H208ZM225 30V29H224ZM236 30V29H235ZM244 30V29H243ZM84 31V30H83ZM88 31V30H87ZM90 31V30H89ZM95 31V30H94ZM101 31V30H100ZM99 31V32H100ZM103 31H106L105 30V28H104V30ZM120 30H118V32H119ZM124 31H125V29H124ZM131 31V30H130ZM141 31V30H140ZM169 32H170V30H168ZM206 31V30H205ZM231 31V30H230ZM240 31H242V29L240 30ZM246 31V30H245ZM256 31V29L253 31V32H255ZM49 32V31H48ZM60 32V31H59ZM70 32V31H69ZM77 32V31H76ZM82 32V31H81ZM99 32H98V35H100L99 34ZM117 32V33H118ZM120 32H122V31H120ZM212 32V31H211ZM216 32H218V31H216ZM252 32V33H253ZM50 33L52 34V32L50 31ZM56 33H57V31H56ZM65 33V32H64ZM72 33V32H71ZM87 33V32H86ZM89 33V32H88ZM109 33H111V32H109ZM125 33V32H124ZM134 33V32H133ZM142 33V32H141ZM149 33H150V31H149ZM165 33V34H164ZM209 33V32H208ZM231 33V32H230ZM232 33H233V31H232ZM241 33V32H240ZM246 33V32H245ZM249 33V32H248ZM262 33H264V30L262 31ZM54 34V33H53ZM59 34H61V33H59ZM97 33H95V35H96ZM112 34V33H111ZM114 34V33H113ZM116 34V33H115ZM130 34V33H129ZM168 34H170V33H168ZM171 34H172V32H171ZM242 34V33H241ZM260 34V33H259ZM62 35V34H61ZM68 35V34H67ZM70 36L72 35V34H69ZM78 35V34H77ZM76 35V36H77ZM82 35V34H81ZM80 35V36H81ZM121 35V34H120ZM134 35V34H133ZM136 35V34H135ZM153 35V37H151ZM219 35V34H218ZM217 35V36H218ZM222 35V34H221ZM233 35V34H232ZM231 35V36H232ZM249 35H250V33H249ZM261 35V34H260ZM12 36V35H11ZM15 36V35H14ZM54 36V35H53ZM75 36V37H76ZM85 36V35H84ZM106 36V35H105ZM109 36V35H108ZM114 36V35H113ZM117 36V35H116ZM123 36V35H122ZM132 36V35H131ZM144 36V35H143ZM211 36H212V33H211ZM223 36V35H222ZM229 36H230V34H229ZM248 36V35H247ZM63 37V36H62ZM74 37V36H73ZM86 37V36H85ZM94 37V36H93ZM101 37H102V35H101ZM107 37V36H106ZM118 37V36H117ZM133 37V36H132ZM145 37V38H146ZM223 37H225V36H223ZM222 37V38H223ZM251 37V36H250ZM252 37H255V36H253L252 35ZM3 37H1V39H2ZM61 38V37H60ZM113 38V37H112ZM116 38V37H115ZM122 38V37H121ZM137 38V37H136ZM138 38H139V36H138ZM144 38V37H143ZM219 38V37H218ZM227 38V37H226ZM230 38V37H229ZM256 38V37H255ZM258 38V37H257ZM264 38V37H263ZM7 39H8V36H7ZM79 39V38H78ZM100 39V38H99ZM103 39V38H102ZM108 39H110V38H108ZM133 40H134V38H132ZM232 40H233V42L234 43H232L231 44V46L232 47H236L237 48V46H239V45H241V43L242 44H244L245 45V43H243V35H237V34H235L232 38H231ZM250 39H252V38H250ZM74 40H76V39H74ZM104 40V39H103ZM112 40V39H111ZM124 40H126V39H124ZM131 40V39H130ZM213 40V41H212ZM219 40V39H218ZM221 40V39H220ZM223 40V39H222ZM230 40V39H229ZM248 40V39H247ZM264 40V39H263ZM9 41V40H8ZM11 41V40H10ZM73 41V40H72ZM81 41V40H80ZM93 41V40H92ZM105 41V40H104ZM108 42L110 41V40H107ZM118 42V41H120V39L118 40V39H116L115 40V42ZM122 41V40H121ZM135 41V40H134ZM140 41V40H139ZM145 41V40H144ZM143 41V42H144ZM245 42H246V38H245V40H244ZM43 42V41H42ZM71 42V41H70ZM78 42V41H77ZM82 42V41H81ZM85 42V41H84ZM94 42V41H93ZM98 42V41H97ZM126 42H127V40H126ZM143 42H141V43H143ZM254 42V41H253ZM261 41H259V43H260ZM262 42H264V41H262ZM7 43V42H6ZM13 43V42H12ZM17 43V42H16ZM44 43V42H43ZM72 43V42H71ZM80 43V42H79ZM105 43V42H104ZM113 43V42H112ZM119 43V42H118ZM131 43H133V41L131 42ZM140 43V44H141ZM229 43V42H228ZM249 43V42H248ZM1 44V43H0ZM20 44V43H19ZM68 44V43H67ZM77 44V43H76ZM82 44V43H81ZM80 44V45H81ZM90 44V43H89ZM109 44H111V42L109 43ZM116 44V43H115ZM124 44V43H123ZM136 44V43H135ZM134 44V45H135ZM140 44H139V46H140ZM147 44V43H146ZM146 44H144V45H146ZM254 44V43H253ZM12 45V44H11ZM10 45V46H11ZM47 45V44H46ZM73 45V44H72ZM91 45V44H90ZM98 45H99V43H98ZM105 45V44H104ZM108 45V44H107ZM107 45H106V47H107ZM121 45H122V43H121ZM259 45H261V44H259ZM49 46V45H48ZM68 46V45H67ZM69 46H71V45H69ZM76 46V45H75ZM96 46H97V44H96ZM100 46V45H99ZM102 46H103V44H102ZM115 46H118V45H115ZM114 46V47H115ZM148 46V47H149ZM243 46V45H242ZM263 46H264V44H263ZM2 47V46H1ZM3 47H6V46H3ZM2 47V48H3ZM8 47V46H7ZM43 47H45V46H43ZM51 47V46H50ZM52 47H53V45H52ZM82 47V46H81ZM89 47V46H88ZM95 47V46H94ZM108 47H109V45H108ZM122 47V46H121ZM124 47V46H123ZM137 47V46H136ZM149 47V48H150ZM19 48V47H18ZM34 48V47H33ZM68 48V47H67ZM73 48V47H72ZM71 48V49H72ZM75 48V47H74ZM87 48V47H86ZM102 48V47H101ZM105 48V47H104ZM103 48V49H104ZM110 48V47H109ZM119 48V47H118ZM117 48V49H118ZM150 48V49H151ZM244 48V47H243ZM3 49H5V48H3ZM52 49V48H51ZM55 49V48H54ZM89 49V48H88ZM106 49V48H105ZM139 49V48H138ZM171 49H173L172 51H171ZM56 50V49H55ZM54 50V51H55ZM81 50V49H80ZM83 50V49H82ZM81 50V51H82ZM91 50V49H90ZM93 50V49H92ZM91 50V51H92ZM161 50V51H162ZM174 50H178V52L177 53H174L173 51ZM226 50V49H225ZM3 51V50H2ZM1 51V52H2ZM6 51V50H5ZM4 51V52H5ZM8 51V50H7ZM10 51V50H9ZM25 51H26V49H25ZM30 51V50H29ZM35 51V50H34ZM54 51H52V52H54ZM57 51V50H56ZM60 51V50H59ZM58 51V52H59ZM115 51V50H114ZM128 51V50H127ZM134 51V50H133ZM161 51H159V52H161ZM171 51V52H170ZM236 51L238 52V50L236 49ZM0 52V53H1ZM76 53H77V51H75ZM85 52V51H84ZM87 52H88V50H87ZM105 52V51H104ZM104 52H103V54H104ZM111 52V51H110ZM110 52L108 53V54H110ZM154 52V51H153ZM158 51H157V53H159ZM228 52V53H227ZM3 53V52H2ZM57 53V52H56ZM61 53V52H60ZM70 53V52H69ZM73 53V52H72ZM80 53V52H79ZM116 53V52H115ZM115 53H113L112 55H111V58H108L109 60H108V62H107V64H114V63H116V64H118V60H117V58L116 59H114L112 56L114 55L115 56ZM124 53L125 52H123L122 51V53L120 54L121 56L122 55H124ZM6 54H8V52L6 53ZM31 54V53H30ZM58 54V53H57ZM84 54V53H83ZM127 54H129V53H127ZM39 55V54H38ZM46 55H47V52H46ZM52 55H54L53 53H52ZM60 55V54H59ZM64 55V54H63ZM70 55V54H69ZM68 55V56H69ZM72 55V54H71ZM73 55H74V53H73ZM81 56V58H82V54H80ZM93 55V54H92ZM130 55V54H129ZM137 55V54H136ZM142 55V54H141ZM7 56V55H6ZM9 56V55H8ZM35 56V55H34ZM56 56V55H55ZM75 56V55H74ZM73 56V57H74ZM86 56V55H85ZM97 56V55H96ZM95 56V57H96ZM101 56V55H100ZM1 57V56H0ZM5 57V56H4ZM11 57V56H10ZM30 57H32V56H30ZM92 57V56H91ZM94 57V58H95ZM107 57V56H106ZM117 57H119V56H117ZM134 57V56H133ZM34 58V57H33ZM46 58H48V57H46ZM49 58H51L50 57V55H49ZM66 58V57H65ZM72 58V57H71ZM70 58V59H71ZM75 58V57H74ZM93 58V59H94ZM103 58V57H102ZM155 58V57H154ZM255 58H258L257 59V62L255 63L254 62V60H255ZM12 59V58H11ZM58 59V58H57ZM70 59H68V60H70ZM87 59H88V57H87ZM100 59V58H99ZM98 59V60H99ZM135 59V58H134ZM4 60L6 61V59L4 58ZM46 60V59H45ZM53 60L55 61V59L53 58ZM81 60V59H80ZM84 60V59H83ZM95 60H96V58H95ZM102 60V59H101ZM107 61V60H106ZM148 61H149V59H148ZM210 61H214L215 62V64H218V65H213V62H210ZM1 62V61H0ZM34 62H36V61H34ZM40 62V61H39ZM43 62V61H42ZM53 62V61H52ZM76 62V61H75ZM75 62H74V64H75ZM79 62V61H78ZM82 62V61H81ZM94 62V61H93ZM92 62V63H93ZM97 62V61H96ZM254 62V63H253ZM2 63H4V61L2 62ZM54 63H56V62H54ZM59 63V62H58ZM61 63V62H60ZM67 63V62H66ZM70 63V62H69ZM101 63V62H100ZM100 63H99V65H100ZM211 63V64H210ZM5 64V63H4ZM11 64V63H10ZM36 64V63H35ZM52 64V63H51ZM57 64V63H56ZM88 64H90V62L88 63ZM103 64V63H102ZM172 64L174 65V67H172ZM176 64V65H175ZM6 65V64H5ZM22 65V64H21ZM41 65V64H40ZM68 65V64H67ZM77 65H79V64H77ZM98 65V64H97ZM119 65V64H118ZM140 65H142L141 64V62H140ZM1 66V65H0ZM23 66V65H22ZM26 66H28V65H26ZM38 66V65H37ZM46 66V65H45ZM45 66H43V67H45ZM47 66H48V64H47ZM58 66V65H57ZM63 66V65H62ZM84 66H85V64H84ZM87 66V65H86ZM85 66V67H86ZM89 66V65H88ZM87 66V67H88ZM108 65H106V67H107ZM3 67H5L6 68V66H3ZM29 67V66H28ZM73 67V66H72ZM77 67V66H76ZM98 67V66H97ZM96 67V68H97ZM109 67V66H108ZM111 67V66H110ZM19 68V67H18ZM24 68V67H23ZM64 68V67H63ZM66 68H67V66H66ZM65 68V69H66ZM96 68H94V69H96ZM103 68V67H102ZM238 68V67H237ZM2 69V68H1ZM69 69H71V68H69ZM79 69V68H78ZM98 69V68H97ZM105 69V68H104ZM103 69V70H104ZM124 69H127V70H125L124 72H123V74H122V70H124ZM226 69V70H227ZM230 69V68H229ZM228 69V71L230 72V70ZM14 70V69H13ZM29 70H30V67H29ZM59 70V69H58ZM58 70H57V72H58ZM62 70V69H61ZM60 70V71H61ZM84 70V69H83ZM82 70V71H83ZM88 70H90V69H88ZM107 70V69H106ZM112 70V69H111ZM115 70V69H114ZM11 71V70H10ZM99 71V70H98ZM14 71H12V73H13ZM92 72H93V69H92ZM96 72V70L94 71V73ZM107 72H108V70H107ZM229 72L228 73H226L227 74V76H228V74H229ZM6 73V72H5ZM51 73V72H50ZM54 73V72H53ZM65 73V72H64ZM98 73V72H97ZM106 73V72H105ZM104 73V74H105ZM113 73V72H112ZM224 73H225V71H224ZM223 73V74H224ZM236 73V72H235ZM238 73V72H237ZM61 74V73H60ZM59 74V75H60ZM67 74V73H66ZM77 74V73H76ZM99 74V73H98ZM97 74V75H98ZM102 74V73H101ZM8 75V74H7ZM9 75H10V73H9ZM8 75V76H9ZM12 75V74H11ZM10 75V77H12ZM14 75V74H13ZM27 75V74H26ZM29 75V74H28ZM52 75V74H51ZM100 75V74H99ZM109 75V74H108ZM110 75H111V72H110ZM232 75V74H231ZM237 75V74H236ZM1 76V75H0ZM3 76V75H2ZM6 76V75H5ZM48 76V75H47ZM54 76V75H53ZM65 76V75H64ZM95 76V75H94ZM199 76H201L202 77V81H200L198 78H199ZM7 77V76H6ZM46 77V76H45ZM50 77V76H49ZM52 77V76H51ZM61 77H62V75H61ZM81 77V76H80ZM93 77V76H92ZM99 77V76H98ZM97 77V78H98ZM221 77V76H220ZM223 77V76H222ZM225 77V76H224ZM230 76H228V78H229ZM1 78V77H0ZM3 78V77H2ZM13 78V77H12ZM15 78V77H14ZM13 78V79H14ZM24 78V77H23ZM22 78V79H23ZM77 78V77H76ZM91 78V77H90ZM96 78V77H95ZM97 78H96V80H97ZM107 78V77H106ZM227 78V77H226ZM12 79V80H13ZM31 79V78H30ZM29 79V80H30ZM34 79V78H33ZM32 79V80H33ZM51 79V78H50ZM53 79V78H52ZM64 79V78H63ZM82 79V78H81ZM85 79V78H84ZM24 80V79H23ZM36 80V79H35ZM34 80V81H35ZM43 80V79H42ZM72 80H73V78H72ZM200 82H199V81ZM223 80V79H222ZM224 80H226L225 78H224ZM230 80V79H229ZM233 80V81H234ZM50 81H52V80H50ZM58 81V80H57ZM77 81H79V80H77ZM83 81V80H82ZM93 81H94V79H93ZM92 81V82H93ZM106 81V80H105ZM108 81V80H107ZM232 81V82H233ZM236 81V82H237ZM256 81V80H255ZM262 81H264V80H262ZM8 82V81H7ZM23 82V81H22ZM25 82V81H24ZM60 82H61V80H60ZM64 82V81H63ZM86 82V81H85ZM231 82V84H233ZM251 82V81H250ZM252 82H254V81H252ZM1 83H3L2 81H1ZM12 83L14 84V82H11V85H12ZM17 83V82H16ZM71 83V82H70ZM74 83V82H73ZM76 83V82H75ZM83 83V82H82ZM225 83V82H224ZM5 84V83H4ZM67 84H68V82H67ZM77 85H78V83H76ZM107 84V83H106ZM169 84H171L172 85V87H170L169 86ZM244 84V83H243ZM261 84V83H260ZM49 85V84H48ZM55 85L57 86V84L55 83ZM61 86H63V84H60ZM65 85V84H64ZM87 85H89V84H87ZM103 85V84H102ZM163 85H168L169 87H168V93L166 94V95H164V96H161L160 94H161V92L159 91L160 90V88H158V86H163ZM14 86V85H13ZM45 86H47V85H45ZM50 86V85H49ZM67 86V85H66ZM90 86V85H89ZM223 86V85H222ZM225 86V85H224ZM226 86H228V85H226ZM233 86V85H232ZM252 86V85H251ZM258 86V85H257ZM7 87V86H6ZM52 87V86H51ZM54 87V86H53ZM80 87V86H79ZM109 87H107V88H109ZM133 87L136 89V92L134 93V90H133ZM214 87V86H213ZM241 87V85L239 86V88ZM250 87V86H249ZM4 88V87H3ZM71 88V87H70ZM74 88H76V87H74ZM82 88V87H81ZM97 88V87H96ZM95 88V89H96ZM102 88V87H101ZM100 88V89H101ZM104 88V87H103ZM163 88H165V87H163ZM218 88V87H217ZM216 88V89H217ZM220 88H223V87H220ZM226 88V87H225ZM237 88V87H236ZM37 89V88H36ZM45 89V88H44ZM49 89V88H48ZM55 89H56V87H55ZM92 89V88H91ZM90 89V90H91ZM105 89V88H104ZM103 89V90H104ZM230 89V88H229ZM243 89V88H242ZM241 89V90H242ZM52 90V89H51ZM98 90V89H97ZM162 90V89H161ZM39 91V90H38ZM43 91V90H42ZM71 91H74V90H71ZM76 91V90H75ZM81 91V90H80ZM93 91V90H92ZM110 91H111V89H110ZM2 92H4V91H2ZM40 92V91H39ZM54 92V91H53ZM65 93H66V91H64ZM67 92H69V91H67ZM77 92V91H76ZM133 92V93H132ZM150 92V98L148 99V100H152V101H150V102H148V101H146L145 100V98H143V94L144 93H149ZM163 92V91H162ZM252 92V91H251ZM44 93V92H43ZM58 93V92H57ZM69 93H72V92H69ZM75 93V92H74ZM79 93V92H78ZM83 93V92H82ZM100 93V92H99ZM112 93V92H111ZM221 93V92H220ZM4 94V93H3ZM6 94V93H5ZM23 95H25V94H23ZM49 95V94H48ZM98 95V94H97ZM101 96H102V94H100ZM112 95V94H111ZM2 96V95H1ZM54 96H55V93H54ZM59 96V95H58ZM88 96V95H87ZM148 96V95H147ZM42 97V96H41ZM46 97V96H45ZM83 97V96H82ZM248 97H250V96H248ZM7 98V97H6ZM61 98V97H60ZM88 98V97H87ZM98 98V97H97ZM110 98H111V96H110ZM112 98H113V96H112ZM173 98V99H172ZM234 98V99H233ZM3 99V98H2ZM17 99V98H16ZM45 99V98H44ZM48 99V98H47ZM50 99V98H49ZM106 99V98H105ZM109 99V98H108ZM233 99V100H232ZM249 99V98H248ZM9 100H11V99H9ZM41 100V99H40ZM43 100V99H42ZM72 100V99H71ZM110 100V99H109ZM24 101V100H23ZM36 101V100H35ZM34 101V102H35ZM39 101V100H38ZM47 101V100H46ZM53 101V100H52ZM15 102H16V100H15ZM40 102V101H39ZM69 102V101H68ZM75 102V101H74ZM74 102H73V104H74ZM102 102H104V101H102ZM101 102V103H102ZM109 102V101H108ZM111 102H112V100H111ZM12 103V102H11ZM36 103V102H35ZM51 103V102H50ZM91 103V102H90ZM101 103H100V105H101ZM64 104V103H63ZM79 104H82V103H80L79 102ZM87 104V103H86ZM105 104V103H104ZM103 104V105H104ZM145 104H147V105H145ZM151 104V103H150ZM152 104H153V102H152ZM208 104H209V107H207L208 106ZM27 105V104H26ZM37 105V104H36ZM35 105V106H36ZM49 105V104H48ZM65 105V104H64ZM84 105V104H83ZM94 105V104H93ZM115 105V104H114ZM154 105H156L155 103H154ZM7 106H9V105H7ZM30 106V105H29ZM56 106V105H55ZM71 106V105H70ZM80 106H82V105H80ZM98 106V105H97ZM107 106V105H106ZM20 107H21V105H20ZM47 107V106H46ZM72 107V106H71ZM86 108H87V106H85ZM204 107V108H203ZM13 108V107H12ZM26 108V107H25ZM36 108V107H35ZM34 107H33V109H35ZM73 108V107H72ZM76 108V107H75ZM105 108V107H104ZM108 108V107H107ZM114 108V107H113ZM122 108V107H121ZM146 108V109H147ZM159 108V107H158ZM11 109V108H10ZM21 109H23V108H21ZM31 109V108H30ZM42 109V108H41ZM53 109V108H52ZM70 109V108H69ZM89 109V108H88ZM95 109H97V108H95ZM156 109V108H155ZM155 109H153V111H155ZM7 110H9V109H7ZM27 110H28V108H27ZM40 110V109H39ZM70 110H74V109H70ZM111 110V109H110ZM138 110V109H137ZM158 110V109H157ZM229 110H231V109H229ZM15 111V110H14ZM53 111V110H52ZM52 111H50V112H52ZM68 111V110H67ZM77 111H78V108H77ZM81 111H82V109H81ZM91 111V110H90ZM112 111H114V110H112ZM119 111V110H118ZM142 112H143V110H141ZM54 112V111H53ZM71 112V111H70ZM74 112H75V110H74ZM87 112V111H86ZM97 112V111H96ZM101 112V111H100ZM105 112H107V111H105ZM130 112V111H129ZM148 112H150V111H148ZM176 112H179V114L180 115H178L177 117L176 116H173L172 117V115H174ZM8 113V112H7ZM19 113V112H18ZM34 113V112H33ZM45 113V112H44ZM47 113V112H46ZM93 113V112H92ZM95 113V112H94ZM120 113V112H119ZM122 113V112H121ZM128 113V112H127ZM130 113H132V112H130ZM133 113H135L134 111H133ZM140 113V112H139ZM151 113H152V111H151ZM16 114V113H15ZM37 114V113H36ZM70 114V113H69ZM82 114V113H81ZM88 114H89V112H88ZM97 114V113H96ZM108 114V113H107ZM107 114H105V115H107ZM111 114H113V113H111ZM129 114V113H128ZM138 113H135V114H130V115H128L126 118L127 119H122V118H120L119 120H118V122L120 123V127H121V129H124L123 131L124 132H126L125 134H128V135H130L131 136V134H135V132L137 133V134H141V133H139L137 130H135L133 127H132V124H135V123H139V121H141V122H145L144 120H142V118H140V115H137ZM141 114V113H140ZM146 114V113H145ZM148 114V113H147ZM146 114V115H147ZM2 115V114H1ZM18 115V114H17ZM80 115V114H79ZM95 115V114H94ZM99 115H100V113H99ZM102 115H104V114H102ZM105 115H104V117H105ZM110 115V114H109ZM116 115V114H115ZM118 115V114H117ZM149 115V114H148ZM156 115V114H155ZM200 115V114H199ZM222 115H224V114H222ZM227 115V114H226ZM235 115V114H234ZM19 116V115H18ZM27 116V115H26ZM31 116V115H30ZM70 116V115H69ZM90 116H91V114H90ZM120 116V115H119ZM183 116V115H182ZM185 117H186V114L184 115ZM183 116V117H184ZM207 116H209V114L207 115ZM233 116V115H232ZM235 116H237V115H235ZM9 117V116H8ZM32 117H34V116H32ZM36 117V116H35ZM51 117V116H50ZM72 117V116H71ZM81 117V116H80ZM86 117V116H85ZM95 117H96V115H95ZM102 117V116H101ZM104 117H102V118H104ZM111 115L109 116V117H107V119H109V120H111ZM117 117V116H116ZM122 117H124V116H122ZM124 117V118H125ZM149 117V116H148ZM184 117V118H185ZM193 117V116H192ZM228 117V116H227ZM230 117H231V115H230ZM239 117V116H238ZM237 117V118H238ZM49 118V117H48ZM69 118V117H68ZM82 118V117H81ZM114 118V117H113ZM172 120H171V119ZM210 118V117H209ZM1 119V118H0ZM8 119H10V118H8ZM38 119H39V116H38ZM46 119V118H45ZM97 119H99V117L97 118ZM97 119H96V121H97ZM106 119V118H105ZM106 119V120H107ZM157 119H159V118H157ZM186 119H188V118H186ZM207 119V118H206ZM236 119V118H235ZM239 119V118H238ZM2 120V119H1ZM5 120V119H4ZM12 120V119H11ZM23 120V119H22ZM46 120H48V119H46ZM71 120V119H70ZM79 120V119H78ZM83 120V119H82ZM95 120V119H94ZM109 120H107V121H109ZM153 120V119H152ZM170 120L172 121V122H170ZM192 120V119H191ZM194 120H198V118H196V119H194ZM32 121V120H31ZM31 121H29V122H31ZM33 121H34V119H33ZM51 121V120H50ZM55 121V120H54ZM157 121V120H156ZM193 121V120H192ZM230 121H231V119H230ZM229 121V122H230ZM233 121V120H232ZM236 120H234V122H235ZM23 122H24V120H23ZM26 122H27V120H26ZM59 122V121H58ZM93 122H95V121H93ZM100 122V121H99ZM98 122V123H99ZM111 122H114V120L112 119L111 120ZM117 122V121H116ZM187 122V121H186ZM209 122V121H208ZM213 122V121H212ZM222 122H223V120H222ZM227 122V121H226ZM229 122H227V123H229ZM11 123H12V121H11ZM25 123V122H24ZM31 123H33V122H31ZM40 123V122H39ZM55 123V122H54ZM53 123V124H54ZM85 123H86V121H85ZM95 123H97V122H95ZM108 123V122H107ZM110 123V122H109ZM150 123H152V122H150ZM247 123V122H246ZM8 124H9V122H8ZM104 124V123H103ZM102 124V125H103ZM111 124V123H110ZM156 124V123H155ZM160 124V123H159ZM184 124V123H183ZM201 124V123H200ZM231 124H232V122H231ZM238 124H239V122H238ZM249 125H250V123H248ZM25 125V124H24ZM33 125V124H32ZM41 125V124H40ZM71 125V124H70ZM78 125V124H77ZM90 125H91V123H90ZM95 125V124H94ZM102 125H100L99 127H101ZM137 125V124H136ZM144 125H145V123H144ZM237 125V124H236ZM246 126L245 124H241L240 126H239V131L238 132H240L241 131V133H243V132H246L247 130H249V131H251V132H253V130H251V128H254V126L252 127L251 125L250 126ZM12 126V125H11ZM21 126H23V125H21ZM26 126H28V125H26ZM62 126V125H61ZM64 126V125H63ZM66 126V125H65ZM64 126V127H65ZM72 126V125H71ZM70 126V127H71ZM114 126H115V123H114ZM139 126V125H138ZM142 126V125H141ZM161 126V125H160ZM206 126V125H205ZM210 126H211V124H210ZM224 126V125H223ZM229 126V125H228ZM230 126H232V125H230ZM16 127V126H15ZM44 127V126H43ZM55 127V126H54ZM66 127H68V126H66ZM73 127V126H72ZM81 127H83V126H81ZM106 127V126H105ZM118 127H119V125H118ZM120 127H119V130H121L120 129ZM156 127V126H155ZM158 127V126H157ZM156 127V128H157ZM162 127V126H161ZM163 127H164V125H163ZM167 127V126H166ZM170 127V126H169ZM200 127V126H199ZM248 127V128H247ZM17 128V127H16ZM23 128V127H22ZM21 127H20V129H22ZM29 128V127H28ZM47 128H48V126H47ZM93 128V127H92ZM98 128V127H97ZM102 128V127H101ZM111 128V127H110ZM137 128V127H136ZM145 128V127H144ZM150 128H151V126H150ZM171 128V127H170ZM186 128H187V126H186ZM195 128V127H194ZM207 128H209V126L207 127ZM250 128V129H249ZM11 129V128H10ZM25 129V128H24ZM51 129H52V127H51ZM88 129V128H87ZM90 129H91V127H90ZM95 129V128H94ZM114 129H115V127H114ZM142 129V128H141ZM151 129H153V128H151ZM163 129V128H162ZM189 129V128H188ZM203 129V128H202ZM206 129V128H205ZM7 130V129H6ZM19 130V129H18ZM67 130V129H66ZM104 130H105V128H104ZM118 130V131H119ZM156 130V129H155ZM158 130H159V127H158ZM197 130V129H196ZM204 130V129H203ZM238 130V129H237ZM11 131V130H10ZM14 131V130H13ZM52 131V130H51ZM76 131V130H75ZM91 131H93V130H91ZM114 131V130H113ZM117 131V130H116ZM142 131V130H141ZM145 131V130H144ZM144 131H143V133H144ZM151 131V130H150ZM173 131V130H172ZM172 131L170 132V133H172ZM152 132H153V130H152ZM156 132V131H155ZM163 132H164V130H163ZM177 132V131H176ZM185 132V131H184ZM1 133V132H0ZM25 133V132H24ZM47 133V132H46ZM58 133V132H57ZM94 133V132H93ZM99 133V132H98ZM102 133V132H101ZM113 133V132H112ZM168 133H169V131H168ZM168 133H161L160 132V134H161V136H163V138H165L166 139V141L168 140L167 138V136H169L168 135ZM213 133H215V132H213ZM212 133V134H213ZM240 133V134H241ZM247 133H248V131H247ZM15 134V133H14ZM56 134V133H55ZM60 134V133H59ZM58 134V135H59ZM100 134V133H99ZM106 134V133H105ZM105 134H104V136H105ZM117 134V133H116ZM122 134V133H121ZM136 134V135H137ZM173 134H174V132H173ZM178 134V133H177ZM238 134V133H237ZM245 134V133H244ZM1 135H2V133H1ZM16 135V134H15ZM20 135V134H19ZM22 135H23V133H22ZM34 135V134H33ZM63 135V134H62ZM72 135V134H71ZM123 135V134H122ZM143 135V134H142ZM158 135V134H157ZM172 135V134H171ZM227 135V134H226ZM235 135V134H234ZM246 135H249V133L248 134H246ZM250 135L252 136L253 134H251L250 133ZM12 136V135H11ZM18 136V135H17ZM31 136V135H30ZM46 136V135H45ZM48 136V135H47ZM56 136V135H55ZM67 136V135H66ZM110 136V135H109ZM111 136H112V134H111ZM145 136V135H144ZM144 136H142V137H144ZM151 136H153V135H151ZM159 136V135H158ZM157 136V137H158ZM185 136V135H184ZM233 136V135H232ZM239 136V135H238ZM14 137V136H13ZM16 137V136H15ZM29 137V136H28ZM108 137V136H107ZM106 137V138H107ZM113 137V136H112ZM137 137V136H136ZM160 137V136H159ZM172 137V136H171ZM183 137V136H182ZM219 137V136H218ZM221 137V136H220ZM224 137V136H223ZM257 137V136H256ZM20 138V137H19ZM43 138H45V137H43ZM48 138V137H47ZM52 138V137H51ZM60 138V137H59ZM66 138V137H65ZM81 138V137H80ZM85 138V137H84ZM150 138V137H149ZM162 138V137H161ZM178 138V137H177ZM186 138V137H185ZM217 138V137H216ZM224 138H226V137H224ZM229 138V137H228ZM231 138V137H230ZM246 138H248V136H246ZM245 138V139H246ZM7 139H8V137H7ZM16 139H17V137H16ZM24 139V138H23ZM68 139V138H67ZM70 139V138H69ZM78 139V138H77ZM82 139V138H81ZM100 140H101V138H99ZM110 139V138H109ZM128 139V138H127ZM151 139H153V138H151ZM155 139V138H154ZM170 139V138H169ZM182 139V138H181ZM208 140H206L204 137H202L201 136V143L203 142V143H208V142H215V140H217V139H214L213 137H211L210 135L208 136V138H207ZM221 139V138H220ZM217 140L218 142V145L219 146H225V143L223 142V141H221V140ZM227 139V138H226ZM233 139V138H232ZM1 140V139H0ZM6 140V139H5ZM5 140H4V142H5ZM18 140V139H17ZM26 140V139H25ZM28 140V139H27ZM33 140V139H32ZM71 140V139H70ZM79 140V139H78ZM91 140H92V138H91ZM107 140H108V138H107ZM145 140H147V139H145ZM144 140V142H146ZM164 140V139H163ZM176 140V139H175ZM229 140V139H228ZM236 140V139H235ZM3 141V140H2ZM53 141H55V140H53ZM116 141V140H115ZM119 141H120V139H119ZM118 141V142H119ZM150 141H152V140H150ZM173 141V140H172ZM171 141V142H172ZM177 141H179V140H177ZM182 141V140H181ZM232 141V140H231ZM58 142V141H57ZM75 142V141H74ZM80 142V141H79ZM108 142H109V140H108ZM135 142V141H134ZM143 142V143H144ZM147 142H149V141H147ZM156 142V141H155ZM162 142V141H161ZM18 143V142H17ZM24 143V142H23ZM26 143V142H25ZM28 143V142H27ZM36 143V142H35ZM53 142H51V144H52ZM61 143V142H60ZM67 143V142H66ZM126 143H127V141H126ZM150 143V142H149ZM165 144H166V142H164ZM167 143H168V141H167ZM170 143V142H169ZM178 142H176V144H177ZM186 143V142H185ZM185 143H183V144H185ZM200 143V142H199ZM210 143V144H211ZM230 143H232V142H230ZM234 143V142H233ZM235 143H238V142H236L235 141ZM48 144V143H47ZM47 144H44V145H47ZM155 144V143H154ZM164 144V145H165ZM181 144V143H180ZM18 145V144H17ZM80 145V147H81V145L82 144H79ZM91 145V144H90ZM112 145H114V144H112ZM116 145V144H115ZM114 145V146H115ZM159 145V144H158ZM162 145V144H161ZM169 145V144H168ZM201 145H203V144H201ZM214 145V144H213ZM238 145V144H237ZM1 146V145H0ZM38 146V145H37ZM49 146V145H48ZM59 146V145H58ZM83 146H84V144H83ZM87 146V145H86ZM102 146V145H101ZM104 146V145H103ZM126 146V145H125ZM127 146H128V144H127ZM131 146H133V145H131ZM131 146H130V148H131ZM146 146H147V144H146ZM145 146V147H146ZM174 146V145H173ZM198 146V145H197ZM218 146V147H219ZM264 146V145H263ZM4 147V146H3ZM19 147V146H18ZM24 147V146H23ZM32 147V146H31ZM35 147V146H34ZM44 147V146H43ZM54 147V146H53ZM77 147H78V145H77ZM116 147V146H115ZM136 147V146H135ZM155 147V146H154ZM158 147V146H157ZM156 147V148H157ZM167 147V146H166ZM178 147L179 146H177V145H175V147H173L175 150H173L174 152H181V150L182 151H185V149H183V147L182 148H180L179 150H178ZM189 148H191L190 146H188ZM195 147V146H194ZM199 147V146H198ZM205 147H206V145H205ZM227 147V146H226ZM238 147H240V146H238ZM259 147V146H258ZM65 148V147H64ZM152 148V147H151ZM203 148V147H202ZM202 148H199V149H202ZM207 148V147H206ZM234 145H231L230 147H228L227 149H228V151H229V153H231L230 151H232L233 152V150H234ZM10 149V148H9ZM14 149V148H13ZM32 149V148H31ZM41 149V148H40ZM53 149V148H52ZM69 149V148H68ZM97 149V148H96ZM107 149V148H106ZM121 149V148H120ZM134 149V148H133ZM138 149V148H137ZM153 149V148H152ZM159 149H161L160 147H159ZM197 149V148H196ZM199 149H197L198 150V152L200 151ZM204 149V148H203ZM213 149V148H212ZM217 149H219V148H217ZM226 149V148H225ZM259 149V148H258ZM3 150V149H2ZM20 149H18V151H19ZM24 150V149H23ZM39 150V149H38ZM76 150H77V148H76ZM85 150V149H84ZM87 150V149H86ZM157 150V149H156ZM168 150V149H167ZM190 150V149H189ZM188 150V151H189ZM207 150V149H206ZM215 150V149H214ZM223 150V149H222ZM237 150H238V148H237ZM260 150V149H259ZM5 151H7V150H5ZM22 151V150H21ZM78 151V150H77ZM82 151V150H81ZM80 151V152H81ZM95 151H97V150H95ZM119 151L120 150H118V153H119ZM134 150H132V152H133ZM146 151V150H145ZM161 151V150H160ZM191 151V150H190ZM192 151H194V150H192ZM191 151V152H192ZM227 151V152H228ZM245 151V150H244ZM12 152V151H11ZM47 152V151H46ZM57 152V151H56ZM68 152V151H67ZM91 152V151H90ZM93 152V151H92ZM117 152V151H116ZM125 152V151H124ZM131 152V151H130ZM129 152V153H130ZM139 152V151H138ZM167 152V151H166ZM190 152V153H191ZM195 152V151H194ZM211 152V151H210ZM226 152V151H225ZM225 152H224V154H225ZM246 152V151H245ZM29 153V152H28ZM63 153V152H62ZM77 153V152H76ZM86 153V152H85ZM128 153V154H129ZM182 153V152H181ZM214 153H217L216 154V156H219V154H218V152H216V150H215V152ZM234 153V152H233ZM236 153H238V152H236ZM236 153H234V154H236ZM1 154V153H0ZM5 154V153H4ZM44 154V153H43ZM48 154V153H47ZM64 154V153H63ZM74 154V153H73ZM80 154V153H79ZM78 154V155H79ZM93 154V153H92ZM95 154V153H94ZM111 154V153H110ZM124 154V153H123ZM127 154V155H128ZM136 154V153H135ZM166 154H168V153H166ZM25 155V154H24ZM29 155V154H28ZM32 155V154H31ZM39 155H41V154H39ZM38 155V156H39ZM57 155V154H56ZM60 155H62V154H60ZM60 155H58V156H60ZM81 155V154H80ZM90 155V154H89ZM112 155H113V153H112ZM116 155V154H115ZM121 155V154H120ZM134 155V154H133ZM141 155V154H140ZM157 155V154H156ZM165 155V154H164ZM163 155V156H164ZM177 155V154H176ZM182 155V154H181ZM200 155V154H199ZM202 155H204V154H202ZM206 155V154H205ZM210 155V154H209ZM213 155V152H212V154L210 155V156H212ZM252 155V154H251ZM254 155V154H253ZM1 156H2V154H1ZM4 156V155H3ZM13 156V155H12ZM42 156V155H41ZM47 156V155H46ZM52 156H53V154H52ZM104 156V155H103ZM158 156V155H157ZM161 156V155H160ZM170 156V155H169ZM175 156V155H174ZM187 156H188V154H187ZM230 156V155H229ZM235 156V155H234ZM245 156V155H244ZM247 156V155H246ZM249 156V155H248ZM36 157V156H35ZM50 157V156H49ZM76 157H77V155H76ZM122 157V156H121ZM141 157V156H140ZM191 157V156H190ZM203 157V156H202ZM206 157V156H205ZM213 157V156H212ZM250 157V156H249ZM249 157H248V159H249ZM1 158V157H0ZM52 158V157H51ZM56 158V157H55ZM59 158V157H58ZM62 158V157H61ZM78 158H79V156H78ZM88 158V157H87ZM93 158H95V157H93ZM102 158V157H101ZM101 158H99V159H101ZM117 158V157H116ZM161 158V157H160ZM176 158V157H175ZM192 158V157H191ZM190 158V159H191ZM215 158V157H214ZM258 158V157H257ZM261 159L260 160H262V157H260ZM11 159V158H10ZM20 159H22V158H20ZM25 159H28V158H25ZM46 159V158H45ZM60 159V158H59ZM69 159V158H68ZM91 159H92V157H91ZM111 159V158H110ZM118 159H119V157H118ZM135 159V158H134ZM153 159V158H152ZM168 159V158H167ZM174 159V158H173ZM178 159V158H177ZM220 159V158H219ZM219 159H215V160H219ZM230 159V158H229ZM242 159V158H241ZM247 159V158H246ZM255 159V158H254ZM38 161H39V159H37ZM49 160V159H48ZM51 160V159H50ZM57 160V159H56ZM56 160H54V162L56 161ZM63 160V159H62ZM74 160V159H73ZM82 160V159H81ZM80 160V161H81ZM125 160V159H124ZM132 160V159H131ZM160 160V159H159ZM158 160V161H159ZM182 160H184V159H182ZM202 160V159H201ZM204 160V159H203ZM257 160V159H256ZM2 161V159L0 160V162ZM4 161H5V158H4ZM41 161V160H40ZM46 161V160H45ZM61 161V160H60ZM104 161V160H103ZM130 161V160H129ZM141 161V160H140ZM172 161H174V160H172ZM178 161V160H177ZM176 160H175V162H177ZM189 161V160H188ZM220 161V160H219ZM230 161H232V160H230ZM242 161V160H241ZM251 161V160H250ZM3 162V161H2ZM7 162V161H6ZM36 162V161H35ZM66 162H67V160H66ZM91 162V161H90ZM100 162V161H99ZM108 162V161H107ZM118 162V161H117ZM125 162H127V161H125ZM180 161H178V163H179ZM186 162V161H185ZM221 162V161H220ZM243 162V161H242ZM247 162V161H246ZM4 163V162H3ZM28 163V162H27ZM27 163H25V164H27ZM34 163V162H33ZM59 163V162H58ZM64 163V162H63ZM68 163V162H67ZM85 163V162H84ZM95 163V162H94ZM106 163V162H105ZM124 163V162H123ZM174 163V162H173ZM190 163V162H189ZM203 163H204V161H203ZM214 163H215V161H214ZM231 163V162H230ZM232 163H235V162H232ZM241 163V162H240ZM10 164V163H9ZM17 164V163H16ZM35 164V163H34ZM48 164V163H47ZM51 164V163H50ZM80 164V163H79ZM96 164V163H95ZM100 164V163H99ZM110 164H111V162H110ZM109 164V165H110ZM115 164H116V162H115ZM118 164V163H117ZM181 164V163H180ZM187 164V163H186ZM185 164V165H186ZM194 164V163H193ZM207 164V163H206ZM219 164V163H218ZM222 164V163H221ZM239 163H236L235 165H238ZM3 165V164H2ZM6 165V164H5ZM36 165V164H35ZM39 165V164H38ZM71 165V164H70ZM89 165V164H88ZM112 165V164H111ZM133 165H135V164H133V163H131V164H128L127 165V167L124 169V171H125V174L127 173V175H129V176H132V172H130L131 171V169L133 168ZM189 165V164H188ZM241 165V164H240ZM243 165V164H242ZM248 165V164H247ZM246 165V166H247ZM4 166V165H3ZM2 166V167H3ZM34 166V165H33ZM52 166V165H51ZM56 166H58V165H56ZM65 165H63V167H64ZM73 166H75V165H73ZM78 166V165H77ZM83 166H85V165H83ZM93 166V165H92ZM103 166V165H102ZM118 166V165H117ZM174 166V165H173ZM213 166V165H212ZM224 166V165H223ZM246 166H245V168L244 169H246ZM262 166V165H261ZM260 166V167H261ZM5 167V166H4ZM29 167V166H28ZM59 167H60V165H59ZM68 167V166H67ZM79 167V166H78ZM122 167V166H121ZM124 167H125V164H124ZM151 167V166H150ZM159 167H161V166H159ZM158 167V168H159ZM183 167V166H182ZM204 167H206V166H204ZM221 167V166H220ZM220 167H219V169H220ZM238 167V166H237ZM241 167V166H240ZM259 167V166H258ZM21 168V167H20ZM23 168H24V166H23ZM22 168V169H23ZM50 168V167H49ZM53 168H54V166H53ZM70 168V167H69ZM107 168V167H106ZM105 168V169H106ZM116 166H115V170H116ZM136 168V167H135ZM145 168H146V166H145ZM178 168V167H177ZM193 168H194V166H193ZM214 168V167H213ZM257 168V167H256ZM29 169V168H28ZM28 169H26L27 171H28ZM31 169V168H30ZM41 169V168H40ZM95 169H97V167L95 168ZM139 169V168H138ZM170 169H171V167H170ZM169 169V170H170ZM183 169V168H182ZM210 169V168H209ZM222 169V168H221ZM227 169H228V167H227ZM226 169V170H227ZM3 170H6V169H3ZM36 170V169H35ZM61 170V169H60ZM72 170V169H71ZM75 170V169H74ZM83 170V169H82ZM98 170V169H97ZM117 170H119V169H117ZM122 170V169H121ZM135 170V169H134ZM145 170V169H144ZM160 170V169H159ZM190 170V169H189ZM205 170V169H204ZM217 170V169H216ZM250 170H252V168H250ZM262 170V169H261ZM260 170V171H261ZM9 171V170H8ZM26 171V172H27ZM29 171H31V170H29ZM47 171H48V169H47ZM62 171V170H61ZM65 171H66V169H65ZM79 171V170H78ZM77 171V172H78ZM88 171V170H87ZM86 171V172H87ZM100 171H101V168H100ZM123 171V170H122ZM176 171V170H175ZM186 171H188V170H186ZM191 172H189V173H187V176L186 177H184V179H182V184H184V185H193L192 184V182L193 183H197L198 182V179L197 178H200L199 176H200V173H199V176H197V174H195V173H193L194 172V170H190ZM222 171V170H221ZM1 172V171H0ZM32 172V171H31ZM40 172V171H39ZM38 172V173H39ZM45 172V171H44ZM67 172V171H66ZM74 172V171H73ZM79 172H81V171H79ZM78 172V173H79ZM84 172V171H83ZM89 172V171H88ZM97 172H99V171H97ZM119 172V171H118ZM162 172H163V170H162ZM172 172V171H171ZM179 172V171H178ZM178 172H175V173H173L174 174V176H176V175H180ZM200 172V171H199ZM224 172H226V171H224ZM254 172V171H253ZM11 173V172H10ZM13 173V172H12ZM16 173V172H15ZM22 173H23V171H22ZM25 173V172H24ZM23 173V174H24ZM41 173V172H40ZM39 173V174H40ZM71 173V172H70ZM77 173V174H78ZM95 173V172H94ZM93 173V174H94ZM101 173V172H100ZM123 173V172H122ZM156 173V172H155ZM198 173V172H197ZM214 173V172H213ZM14 174V173H13ZM46 174H48V173H46ZM88 174V173H87ZM92 174V173H91ZM98 174V173H97ZM118 174H120V175H118V177L119 178H121V177H123L122 175L124 174H122L121 175V171L118 173ZM142 174V173H141ZM159 174V173H158ZM157 174V175H158ZM205 174V173H204ZM220 174H221V172H220ZM223 174V173H222ZM228 174V173H227ZM233 174V173H232ZM236 174V173H235ZM239 174V173H238ZM253 174V173H252ZM257 174V173H256ZM259 174V173H258ZM262 174V173H261ZM25 176H27V174L25 173L24 174ZM31 175V174H30ZM66 175H68V174H66ZM100 175V174H99ZM112 175V174H111ZM156 175V174H155ZM161 175V174H160ZM168 175V174H167ZM172 175V174H171ZM225 175V177H226V174H224ZM241 175V174H240ZM239 175V176H240ZM13 176V175H12ZM15 176V175H14ZM29 176V175H28ZM43 176V175H42ZM78 176H80L79 174H78ZM93 176L94 175H92V178H93ZM97 176V175H96ZM109 176V175H108ZM115 176H116V174H115ZM134 176L136 177V176H138L136 173H134ZM153 175H151L150 177H152ZM166 174L165 175H161L160 176V179H162V177L165 179H163L164 181H165V185L167 186L166 188H168V184L170 185V184H172V185H174V182H169L167 179H166ZM202 177H203V175H201ZM214 176V175H213ZM223 176V175H222ZM230 176V175H229ZM228 176V177H229ZM238 176V177H239ZM249 176V175H248ZM49 178H50V176H48ZM53 177V176H52ZM75 177V176H74ZM73 177V178H74ZM102 177V176H101ZM106 177V176H105ZM139 177V176H138ZM143 177V176H142ZM170 177V176H169ZM182 177V176H181ZM220 177V176H219ZM241 177V176H240ZM251 177V176H250ZM249 177V178H250ZM45 178H46V176H45ZM66 178V177H65ZM84 178H85V176H84ZM91 178V179H92ZM95 178V177H94ZM129 178V177H128ZM140 178V177H139ZM154 178V177H153ZM173 178V177H172ZM171 178V179H172ZM183 178V177H182ZM218 178V177H217ZM237 178V177H236ZM248 178V179H249ZM29 179V178H28ZM40 179H41V177H40ZM39 179V180H40ZM54 179V178H53ZM79 179V178H78ZM89 179V178H88ZM96 179H98V178H96ZM105 179V178H104ZM110 179H112L111 177H110ZM109 179V180H110ZM114 179H116V180H118L117 178H114ZM114 179H112V180H114ZM142 179V178H141ZM140 179V180H141ZM144 179V178H143ZM150 179V178H149ZM158 179V178H157ZM156 179V180H157ZM177 179H179V178H177ZM204 179H205V176H204ZM210 179H212V178H210ZM209 179V180H210ZM214 179V178H213ZM238 179V178H237ZM240 179V178H239ZM251 179V178H250ZM260 179H261V176H260ZM264 179V178H263ZM24 180H25V178H24ZM38 180V181H39ZM68 180V179H67ZM76 180H77V178H76ZM87 180V179H86ZM145 180H147V179H145ZM154 180V179H153ZM155 180V181H156ZM180 180H181V178H180ZM179 180V181H180ZM188 180V181H187ZM223 180H226V182H227V179H225V178H223ZM229 180H232V179H230V177H229ZM242 180V179H241ZM253 180V179H252ZM251 180V181H252ZM10 181V180H9ZM22 181V180H21ZM41 181V180H40ZM39 181V182H40ZM56 181V180H55ZM74 181V180H73ZM78 181V180H77ZM84 181V180H83ZM96 181V180H95ZM107 181V180H106ZM126 181H127V179H126ZM158 181V180H157ZM156 181V182H157ZM173 181V180H172ZM175 181V180H174ZM203 180L201 179V182H202ZM218 181V180H217ZM216 181V182H217ZM233 181V180H232ZM238 181V180H237ZM257 181V180H256ZM260 181V180H259ZM258 181V182H259ZM24 182V181H23ZM70 182V181H69ZM90 182V181H89ZM97 182V181H96ZM145 182H147V181H145ZM152 181H150L148 184H150ZM181 182V181H180ZM204 182H205V180H204ZM208 182V181H207ZM210 182V181H209ZM208 182V183H209ZM214 182V181H213ZM220 182V181H219ZM225 182V181H224ZM225 182V183H226ZM234 182H235V180H234ZM234 182H233V184H234ZM243 182V181H242ZM245 182V181H244ZM5 183V182H4ZM35 183V182H34ZM36 183H38V182H36ZM44 183V182H43ZM48 183V182H47ZM50 183V182H49ZM56 183V182H55ZM74 183V182H73ZM83 183H85V181L83 182ZM100 183V182H99ZM98 183V185H100ZM104 183V182H103ZM108 183V182H107ZM109 183H111V182H109ZM117 183H118V181H117ZM121 183H123V182H121ZM126 183H128V182H126ZM140 183V182H139ZM161 183V182H160ZM179 183V182H178ZM191 183V184H190ZM223 183V182H222ZM72 184V183H71ZM75 184H76V182H75ZM78 184H79V182H78ZM89 184V183H88ZM90 184H92V182L90 183ZM90 184H89V186H90ZM97 184V183H96ZM105 184V183H104ZM134 184V183H133ZM143 184V183H142ZM155 184V183H154ZM159 184V183H158ZM163 185H164V183H162ZM237 184V183H236ZM242 184V186H243V183H241ZM241 184H240V186H241ZM251 184V183H250ZM29 185H30V183H29ZM38 185V184H37ZM47 185V184H46ZM52 185V184H51ZM54 185V184H53ZM56 185V184H55ZM54 185V186H55ZM58 185H59V183H58ZM107 185V184H106ZM122 185V184H121ZM137 185H139V184H137ZM152 185H153V183H152ZM155 185H157V184H155ZM162 185V186H163ZM176 185V184H175ZM198 185V184H197ZM199 185H201V183L199 184ZM213 185V184H212ZM211 185V188H207V189H204V187H206L204 184H202L200 187H202L203 186V188L200 190V192H196V194H193L192 195V197L194 196V197H196L195 199H199V201H197V207L198 206H200V205H202L203 203L204 204H206V205H208L209 203H211L212 205H213V207H214V209L215 210H218V207L219 206H217L216 207V205L219 203L218 201L220 200V195L222 194L221 192H219V190H217V189H213V186ZM223 185H224V183H223ZM235 185V184H234ZM9 186V185H8ZM32 186V185H31ZM35 186V185H34ZM66 186H68V185H66ZM69 186H70V183H69ZM118 186V185H117ZM145 186V185H144ZM158 186V185H157ZM177 186V185H176ZM218 186V185H217ZM220 186H222V185H220ZM220 186H218V187H220ZM261 187H262V185H260ZM38 187H40V185L38 186ZM48 187H49V185H48ZM75 187H77V186H75ZM82 187V186H81ZM92 187V186H91ZM98 187V186H97ZM160 187V186H159ZM178 187H179V184H178ZM187 187V186H186ZM186 187L184 186V188L186 189ZM199 187V188H200ZM227 187V186H226ZM230 187V186H229ZM233 187V186H232ZM258 187H259V185H258ZM3 188V187H2ZM32 188V187H31ZM52 188V187H51ZM50 188V189H51ZM69 188V187H68ZM78 188V187H77ZM87 188V187H86ZM85 188V189H86ZM102 188V187H101ZM117 188V187H116ZM120 188H122V186L120 187ZM142 188V187H141ZM158 188V187H157ZM161 188V187H160ZM160 188H158V189H160ZM175 188V187H174ZM190 188V187H189ZM228 188V187H227ZM226 188V189H227ZM237 188V187H236ZM241 188V187H240ZM248 188V187H247ZM256 188V187H255ZM263 188V187H262ZM29 189V188H28ZM36 189V188H35ZM46 189V188H45ZM53 189V188H52ZM54 189H56V187L54 188ZM58 189V188H57ZM67 189V188H66ZM79 189V188H78ZM81 189V188H80ZM95 189V188H94ZM112 189V188H111ZM118 189V188H117ZM131 189H132V187H131ZM163 189V188H162ZM224 189V188H223ZM230 189V188H229ZM264 189V188H263ZM34 190V189H33ZM43 189H41L40 190V192L42 191ZM83 190H84V188H83ZM105 190V189H104ZM114 190V189H113ZM128 190V189H127ZM137 190V189H136ZM135 190V191H136ZM146 190V189H145ZM149 190V189H148ZM164 190V189H163ZM166 190V189H165ZM169 190H171V189H169ZM174 190V189H173ZM176 190V189H175ZM187 190V189H186ZM185 190V191H186ZM194 190H196V189H194ZM203 190H205V191H203ZM234 190V189H233ZM261 190V189H260ZM29 191V190H28ZM35 191V190H34ZM64 191H65V189H64ZM79 191V190H78ZM81 191V190H80ZM100 191V190H99ZM115 191V190H114ZM118 191H119V189H118ZM129 191H130V189H129ZM182 191H184V190H182ZM191 191V188L189 189V192ZM221 191H223L222 189H221ZM225 191V190H224ZM227 191V190H226ZM231 191V190H230ZM15 192V191H14ZM46 192V191H45ZM47 192H49V191H47ZM60 192V191H59ZM62 192V191H61ZM111 192H112V190H111ZM125 192V191H124ZM138 192V191H137ZM143 192V191H142ZM161 192V191H160ZM165 192V191H164ZM171 192V191H170ZM194 192V191H193ZM193 192H191V193H193ZM233 192H235V191H233ZM248 192V191H247ZM264 192V191H263ZM31 193H33V192H31ZM43 193V192H42ZM52 194H53V192H51ZM81 193H82V191H81ZM88 193V192H87ZM97 192H95V194H96ZM119 193V192H118ZM127 193H129V192H127ZM159 193V192H158ZM168 193V192H167ZM166 193V194H167ZM174 193V192H173ZM225 193H227V192H225ZM231 193V192H230ZM19 194V193H18ZM47 194V193H46ZM56 194V193H55ZM59 194H62V193H59ZM91 194H92V192H91ZM138 194V193H137ZM176 195H177V193H175ZM228 194V193H227ZM236 194V193H235ZM28 195V194H27ZM31 195V194H30ZM36 195V194H35ZM48 195V194H47ZM51 195V194H50ZM78 195V194H77ZM76 195V196H77ZM104 195V194H103ZM130 195V194H129ZM128 195V196H129ZM159 195V194H158ZM163 195V194H162ZM165 195V194H164ZM168 195V194H167ZM174 195V194H173ZM179 195V194H178ZM184 195V194H183ZM188 195V194H187ZM223 195H225V194H223ZM247 195V194H246ZM256 195V194H255ZM258 195V194H257ZM16 196V195H15ZM45 196V195H44ZM43 196V197H44ZM62 196H65V195H63L62 194ZM69 196V195H68ZM94 196V195H93ZM98 196V195H97ZM104 196H106V195H104ZM109 196V195H108ZM123 196V195H122ZM132 196V195H131ZM144 196V195H143ZM157 196V195H156ZM155 196V197H156ZM166 196V195H165ZM185 196V195H184ZM183 196V197H184ZM222 196V195H221ZM232 196V195H231ZM235 196V195H234ZM237 196V195H236ZM242 196V195H241ZM32 197V196H31ZM42 197V198H43ZM49 197V196H48ZM54 197H56V196H54ZM70 197V196H69ZM79 197V196H78ZM90 197V196H89ZM96 197V196H95ZM103 197V196H102ZM133 197V196H132ZM137 197H139V196H137ZM168 197H169V195H168ZM191 196H189L188 198H190ZM230 197V196H229ZM259 197V196H258ZM20 198V197H19ZM28 198V197H27ZM44 198H47V197H44ZM94 198V197H93ZM106 198V197H105ZM128 198V197H127ZM143 198V197H142ZM142 198H141V200H142ZM150 198H152V197H150ZM158 198H160V197H158ZM171 198V200L170 201H172V198H174V197H170ZM234 198H237V197H234ZM233 198V199H234ZM15 199V198H14ZM18 199V198H17ZM21 199V198H20ZM83 199H86V198H84L83 197ZM95 199V198H94ZM98 199V198H97ZM99 199H100V197H99ZM135 199V198H134ZM138 199H140V198H138ZM148 199V198H147ZM175 199V198H174ZM185 199V198H184ZM191 199V198H190ZM194 199V200H195ZM203 200V203H202V201L201 200ZM205 199V200H204ZM219 199V200H218ZM224 199V198H223ZM222 198H221V200H223ZM238 199V198H237ZM11 200H13V198L11 199ZM46 200V199H45ZM56 200H58V199H56ZM65 200V199H64ZM93 200V199H92ZM101 200V199H100ZM110 200V199H109ZM130 200V199H129ZM132 200V199H131ZM193 200V199H192ZM225 200V199H224ZM232 200V199H231ZM239 200V199H238ZM246 200V199H245ZM252 200V199H251ZM255 200V199H254ZM262 200V199H261ZM15 201H17V200H15ZM19 201V200H18ZM48 201H51V200H48ZM55 201V200H54ZM62 201H63V199H62ZM61 201V202H62ZM67 201V200H66ZM70 201V200H69ZM82 202H83V200H81ZM111 201V200H110ZM113 201V200H112ZM115 201H116V199H115ZM122 201V200H121ZM148 201V200H147ZM153 201H155V199L153 200ZM170 201H168V202H170ZM175 201H177L176 199H175ZM185 201V200H184ZM188 201V200H187ZM196 201V200H195ZM213 201H215V202H213ZM246 201H248V200H246ZM245 201V202H246ZM256 201V200H255ZM254 201V202H255ZM10 202V201H9ZM22 202V201H21ZM58 202V201H57ZM60 202V203H61ZM77 202V201H76ZM79 202V201H78ZM81 202V203H82ZM98 202V201H97ZM131 202H133V201H131ZM140 202V201H139ZM150 202V201H149ZM160 202V201H159ZM167 202V201H166ZM168 202H167V204H168ZM178 202V201H177ZM192 202V201H191ZM194 202V201H193ZM216 202H218L217 204H216ZM232 202H233V200H232ZM238 202V201H237ZM242 202V201H241ZM259 202V201H258ZM262 202V201H261ZM260 202V203H261ZM26 203V202H25ZM31 203H32V200H31ZM70 203V202H69ZM73 203V202H72ZM75 203V202H74ZM90 203H91V201H90ZM89 203V204H90ZM93 203V202H92ZM111 203V202H110ZM126 203V201L124 202V204ZM137 203V202H136ZM151 203V202H150ZM240 203V202H239ZM22 204V203H21ZM29 204V203H28ZM28 204L26 205V207L28 206ZM52 204V203H51ZM67 204H68V202H67ZM78 204V203H77ZM108 204V203H107ZM130 204V203H129ZM148 204V203H147ZM159 204V203H158ZM157 204V205H158ZM161 204V203H160ZM159 204V205H160ZM178 204V203H177ZM180 204V203H179ZM221 204V203H220ZM253 204V203H252ZM255 204V203H254ZM253 204V205H254ZM259 204V203H258ZM7 205V204H6ZM6 205H5V207H6ZM23 205H24V203H23ZM42 205V204H41ZM45 205V204H44ZM54 205V204H53ZM62 205V204H61ZM72 205V204H71ZM75 205V204H74ZM73 205V206H74ZM84 205V204H83ZM93 205V204H92ZM92 205H90V206H92ZM123 205V204H122ZM137 205H139V204H137ZM151 205H153V203L151 204ZM171 205V204H170ZM181 205V204H180ZM180 205H178V206H180ZM185 206H186V204H184ZM193 205V204H192ZM227 205V204H226ZM226 205H225V207H226ZM232 205V204H231ZM248 205H249V203H248ZM247 205V206H248ZM257 205V204H256ZM20 206H22V205H19V207ZM77 206V205H76ZM117 206H118V204H117ZM128 206V205H127ZM132 206H135V205H132ZM161 206V205H160ZM184 206V207H185ZM195 206V205H194ZM203 206V205H202ZM234 206H236V205H234ZM260 206V205H259ZM25 207V206H24ZM26 207H25V209H26ZM72 207V206H71ZM78 207L79 206H77V209H78ZM82 207V206H81ZM88 207V206H87ZM105 207H107V206H105ZM109 207V206H108ZM115 208H116V206H114ZM139 207V206H138ZM147 207V206H146ZM166 207V206H165ZM183 207V206H182ZM183 207V208H184ZM187 207V206H186ZM189 207H190V205H189ZM231 207V206H230ZM15 208V207H14ZM22 208V207H21ZM29 208V207H28ZM43 208V207H42ZM41 208V209H42ZM53 208V207H52ZM67 208H68V206H67ZM84 208V207H83ZM115 208L113 209V210H115ZM118 208V210H119V206L117 207ZM121 208V207H120ZM130 208H131V206H130ZM136 208V207H135ZM151 208V207H150ZM168 208V207H167ZM171 208V207H170ZM177 208V207H176ZM188 208V207H187ZM191 208V207H190ZM209 208V207H208ZM238 208V207H237ZM244 208V207H243ZM249 208V207H248ZM259 208V207H258ZM16 209V208H15ZM35 209V208H34ZM40 209V210H41ZM56 209V208H55ZM77 209H76V211H77ZM96 209V208H95ZM123 209V208H122ZM126 209V208H125ZM160 209V208H159ZM173 209H175V208H173ZM180 209V208H179ZM182 209V208H181ZM189 209V208H188ZM226 209V208H225ZM232 209H234L233 207H232ZM238 209H240V208H238ZM251 209V208H250ZM260 209V208H259ZM258 209V210H259ZM262 209V208H261ZM29 210H31L30 208H29ZM38 210V209H37ZM46 210V209H45ZM54 210V209H53ZM61 210H62V208H61ZM92 210V209H91ZM103 210V209H102ZM148 210V209H147ZM163 210V209H162ZM185 210H187V209H185ZM209 210V209H208ZM220 210V209H219ZM234 210H236V209H234ZM241 210H243V209H241ZM241 210H240V212H241ZM4 212H6L5 210H3ZM3 211H1V212H3ZM11 211V210H10ZM23 211V210H22ZM33 211V210H32ZM49 211V210H48ZM67 211V210H66ZM76 211H74V212H76ZM98 211V210H97ZM109 211V210H108ZM136 211V210H135ZM161 211V210H160ZM175 211H176V209H175ZM190 211V210H189ZM188 211V212H189ZM193 211V210H192ZM223 211H225V210H223ZM222 211V212H223ZM232 211V210H231ZM245 211H246V209H245ZM255 211V209L253 210V212ZM13 212V211H12ZM14 212H16V211H14ZM26 212V211H25ZM47 212V211H46ZM60 212H62V211H60ZM65 212V211H64ZM77 212H79V211H77ZM92 212V211H91ZM139 212V211H138ZM151 213H152V211H150ZM158 212H159V210H158ZM157 212V213H158ZM167 212V211H166ZM171 212V211H170ZM169 212V213H170ZM178 212V211H177ZM182 212H183V210H182ZM200 212V211H199ZM221 212V211H220ZM233 212V211H232ZM231 212V213H232ZM236 212V211H235ZM243 212V211H242ZM247 212H249V211H247ZM252 211H250V213H251ZM42 213V212H41ZM122 213V212H121ZM127 213V212H126ZM133 213V212H132ZM164 213V212H163ZM168 213V214H169ZM205 213V212H204ZM211 213V212H210ZM212 213H214L213 211H212ZM217 213H219V211L217 212ZM216 213V214H217ZM226 213V212H225ZM4 214V213H3ZM141 214H143V213H141ZM147 214V213H146ZM159 214H161L160 212H159ZM173 214V213H172ZM178 214V213H177ZM176 214V215H177ZM184 214V213H183ZM192 214V213H191ZM194 214V213H193ZM203 214V213H202ZM215 214V215H216ZM255 214V213H254ZM26 215V214H25ZM73 215H75V214H73ZM91 215V214H90ZM100 215V214H99ZM98 215V216H99ZM109 215V214H108ZM130 215V214H129ZM155 215V214H154ZM157 215V214H156ZM161 215H163V214H161ZM160 215V216H161ZM179 215H181V214H179ZM186 215V214H185ZM189 215V214H188ZM201 215V214H200ZM209 215V214H208ZM215 215H213V216H215ZM218 215H220V214H218ZM230 215V214H229ZM238 215V214H237ZM246 215H249V214H246ZM4 216V215H3ZM36 216V215H35ZM40 216H42V215H40ZM48 216V215H47ZM60 216V215H59ZM106 216V215H105ZM111 216V215H110ZM123 216V215H122ZM132 216V215H131ZM134 216V215H133ZM136 216V215H135ZM140 216V215H139ZM139 216H137V217H139ZM169 216V215H168ZM197 216V215H196ZM232 216H234V215H232ZM251 216V214L249 215V217ZM38 217V216H37ZM42 217H45V218H47L46 216H45V214H44V216H42ZM65 217V216H64ZM70 217V216H69ZM72 217V216H71ZM91 217V216H90ZM100 217V216H99ZM112 218H113V216H111ZM115 217V216H114ZM126 217H128V216H126ZM159 217V216H158ZM164 217V216H163ZM175 217H177V216H175ZM174 217V218H175ZM179 217V216H178ZM187 217V216H186ZM21 218V217H20ZM22 218H24V217H22ZM35 218V217H34ZM60 218H62V217H60ZM68 218V217H67ZM76 218V217H75ZM74 218V219H75ZM86 218H87V216H86ZM85 218V219H86ZM103 218V217H102ZM108 218H110V217H108ZM124 218V217H123ZM129 218H131V217H129ZM140 218V217H139ZM160 218V217H159ZM158 218V221L160 220ZM197 218V220L198 219H200V221L203 219L202 217V219L201 218H198V217H196ZM210 218V217H209ZM237 218V217H236ZM238 218H239V216H238ZM4 219V218H3ZM36 219V218H35ZM38 219H39V217H38ZM37 219V220H38ZM41 219V218H40ZM43 219V218H42ZM56 219V218H55ZM70 219V218H69ZM72 219H73V217H72ZM80 219V218H79ZM78 219V220H79ZM88 219V218H87ZM95 219V218H94ZM120 219V218H119ZM125 219V218H124ZM142 219V218H141ZM145 219H146V217H145ZM144 219V220H145ZM163 219V218H162ZM167 219V218H166ZM169 219V218H168ZM171 219V218H170ZM185 219L186 218H184V221H185ZM193 219V218H192ZM227 219V218H226ZM234 219V218H233ZM248 219V218H247ZM253 219V218H252ZM261 219V218H260ZM1 220V219H0ZM9 220V219H8ZM57 220V219H56ZM76 220V219H75ZM98 220V219H97ZM108 220V219H107ZM129 220V219H128ZM137 220V219H136ZM174 220H176V218L174 219ZM188 220H190V219H188ZM217 220V219H216ZM224 220V219H223ZM231 220V219H230ZM235 220V219H234ZM238 220V219H237ZM249 220H251V217H250V219ZM6 221V220H5ZM11 221V220H10ZM21 221V220H20ZM32 221V220H31ZM40 221V220H39ZM45 221V220H44ZM43 221V222H44ZM94 220H92V222H93ZM96 221V220H95ZM99 221V220H98ZM154 221V220H153ZM156 221H157V219H156ZM166 221V220H165ZM170 221H172V219L170 220ZM169 220H168V222H170ZM226 221V220H225ZM228 221V220H227ZM256 221V220H255ZM260 221V220H259ZM263 221V220H262ZM1 222V221H0ZM23 222H25L26 223V221H24L23 220ZM33 222V221H32ZM38 222V221H37ZM53 222H55V221H53ZM74 222V221H73ZM82 222V221H81ZM91 222V223H92ZM97 222V221H96ZM124 222V221H123ZM126 222V221H125ZM145 222V221H144ZM150 222V221H149ZM174 222V221H173ZM176 222V221H175ZM183 222V221H182ZM196 222V221H195ZM205 222H207V220L206 221H204V223ZM214 222V221H213ZM217 222V221H216ZM219 222V221H218ZM234 222V221H233ZM257 222V221H256ZM261 222V221H260ZM4 223V222H3ZM17 223V222H16ZM34 223V222H33ZM39 223H41V222H39ZM79 223V222H78ZM87 223V222H86ZM89 223V222H88ZM111 223V222H110ZM113 223V222H112ZM118 223V222H117ZM121 223V222H120ZM154 223V222H153ZM155 223H157V222H155ZM159 223V222H158ZM158 223H157V226H158ZM162 223V222H161ZM179 223V222H178ZM177 223V224H178ZM181 223V222H180ZM193 223V222H192ZM203 223V222H202ZM208 223V222H207ZM215 223V222H214ZM227 224H229L228 222H226ZM244 223V222H243ZM242 223V224H243ZM246 223V222H245ZM45 224V223H44ZM60 224V223H59ZM68 224V223H67ZM123 224V223H122ZM125 224V223H124ZM131 224H133V223H131ZM130 224V225H131ZM135 224V223H134ZM142 224V223H141ZM146 224V223H145ZM170 224V223H169ZM176 224V225H177ZM200 224V223H199ZM226 224V225H227ZM231 224V223H230ZM233 224V223H232ZM231 224V225H232ZM241 224V225H242ZM247 224V223H246ZM254 224V223H253ZM7 225H8V222H7ZM15 225V224H14ZM17 225V224H16ZM19 225V224H18ZM37 225H39V224H37ZM36 225V226H37ZM86 226H87V224H85ZM89 225V224H88ZM120 225V224H119ZM126 225V224H125ZM136 225H138V224H136ZM154 224H152L151 226H153ZM161 225V224H160ZM172 225H173V223H172ZM182 225V224H181ZM185 225V224H184ZM183 225V226H184ZM188 225V224H187ZM186 225V226H187ZM197 225V224H196ZM204 225V224H203ZM216 225V224H215ZM255 225V224H254ZM253 225V226H254ZM21 226V225H20ZM29 226V225H28ZM47 226H49V225H47ZM53 226V225H52ZM62 226V225H61ZM64 226V225H63ZM70 226V225H69ZM74 226H75V224H74ZM79 226L80 225H78L77 227H78V229H79ZM83 226V225H82ZM97 226V225H96ZM99 226V225H98ZM115 226H117V225H115ZM122 226V225H121ZM141 226V225H140ZM151 226H150V228H151ZM180 226V225H179ZM192 226L194 227V225L192 224ZM201 226V225H200ZM217 226H218V224H217ZM224 226V225H223ZM240 226V225H239ZM243 226V225H242ZM248 226V225H247ZM4 228H5V226H3ZM2 227V228H3ZM66 227V226H65ZM64 227V228H65ZM77 227H76V230H77ZM91 227V226H90ZM94 227V226H93ZM103 227V226H102ZM109 227V226H108ZM124 227V226H123ZM127 227V226H126ZM129 227V226H128ZM145 227V226H144ZM154 227V226H153ZM152 227V228H153ZM161 227V226H160ZM172 227V226H171ZM197 227V226H196ZM214 227V226H213ZM216 227V226H215ZM225 227V226H224ZM229 227V226H228ZM227 227V228H228ZM1 228V227H0ZM13 228V227H12ZM18 228V227H17ZM29 228H31V227H29ZM32 228H33V226H32ZM36 228V227H35ZM42 228V227H41ZM50 228H52V227H50ZM58 228V227H57ZM60 228V227H59ZM84 228H85V226H84ZM116 228H118V226L116 227ZM130 228H132V227H129V229ZM155 228V227H154ZM167 228V227H166ZM175 228V227H174ZM191 228V227H190ZM201 228V227H200ZM204 228V227H203ZM220 228V227H219ZM248 228V227H247ZM253 228V227H252ZM6 229V228H5ZM10 229H11V227H10ZM15 229V228H14ZM40 229V228H39ZM75 229V228H74ZM129 229H126L125 231H127V230H129ZM156 229V228H155ZM154 229V230H155ZM165 229V228H164ZM173 229V228H172ZM183 229V228H182ZM193 229V228H192ZM215 229V228H214ZM242 229V228H241ZM258 229V228H257ZM11 230H13V229H11ZM18 230V229H17ZM32 230V229H31ZM43 230V229H42ZM41 230V231H42ZM64 230V229H63ZM62 230V231H63ZM69 230H71L70 228H69ZM80 230V229H79ZM81 230H83V229H81ZM131 230H133V229H131ZM149 230V229H148ZM147 230V231H148ZM185 230V229H184ZM204 230V229H203ZM212 230V229H211ZM229 230V229H228ZM247 230H249V229H247ZM8 230H6V232H7ZM38 231V230H37ZM48 231V230H47ZM46 231V232H47ZM52 231V230H51ZM61 231V230H60ZM62 231H61V233H62ZM85 231H86V228H85ZM88 231V230H87ZM86 231V232H87ZM111 231V230H110ZM138 231H141V230H138ZM143 231V230H142ZM153 231V230H152ZM156 231H158V230H156ZM165 231V230H164ZM197 231H199V230H197ZM201 231V230H200ZM208 231H210V230H208ZM220 231V230H219ZM244 232H245V230H243ZM2 232V231H1ZM4 232V231H3ZM15 232V231H14ZM14 232H13V234H14ZM36 232V231H35ZM39 232V231H38ZM45 232V231H44ZM49 232V231H48ZM70 232H72V231H70ZM89 232H90V230H89ZM95 232H96V230H95ZM98 232V231H97ZM108 232V231H107ZM111 232H114V231H111ZM120 232H122V231H120ZM124 232V231H123ZM122 232V233H123ZM154 232V231H153ZM159 232V231H158ZM162 232V231H161ZM176 232V231H175ZM174 232V233H175ZM182 232V231H181ZM216 232V231H215ZM218 232V231H217ZM227 233H228V231H226ZM230 232H232V231H230ZM234 232V231H233ZM238 232V231H237ZM116 233V232H115ZM115 233H114V235H115ZM121 233V234H122ZM130 233H132V232H130ZM129 233V234H130ZM135 233H136V231H135ZM143 233V232H142ZM155 233V232H154ZM153 233V234H154ZM160 233V232H159ZM165 233H166V231H165ZM179 233V232H178ZM185 233V232H184ZM210 233V232H209ZM219 233V232H218ZM226 233V234H227ZM239 233V232H238ZM246 233V232H245ZM253 233V232H252ZM4 235H5V233H3ZM11 234V233H10ZM15 234H17V233H15ZM15 234H14V236H15ZM50 233H47L46 235H49ZM77 234V233H76ZM99 234V233H98ZM97 234V235H98ZM111 234V233H110ZM134 234V233H133ZM143 234H145V233H143ZM173 234V233H172ZM176 234H177V232H176ZM201 234V233H200ZM240 234V233H239ZM0 235H2L1 233H0ZM6 235H8V234H6ZM12 235V234H11ZM22 235V234H21ZM25 235V234H24ZM36 235V234H35ZM41 235V234H40ZM58 235V234H57ZM63 235V234H62ZM88 234H86V236H87ZM132 235V234H131ZM150 235H151V233H150ZM149 235V236H150ZM184 235V234H183ZM207 235V234H206ZM214 235H215V233H214ZM213 235V236H214ZM217 235V234H216ZM215 235V236H216ZM228 235V234H227ZM245 235V234H244ZM37 236V235H36ZM42 236V235H41ZM50 236H52V235H50ZM64 236H65V234H64ZM79 236V235H78ZM85 236V235H84ZM108 236H109V233H108ZM118 236V235H117ZM126 236V235H125ZM136 236V235H135ZM159 236V235H158ZM182 236V235H181ZM189 236H191V234L189 235ZM189 236H187V237H189ZM219 236V235H218ZM224 236V235H223ZM239 236V235H238ZM259 236H262V234L261 235H259ZM1 237V236H0ZM9 237V236H8ZM17 237V236H16ZM16 237H14V238H16ZM22 237V236H21ZM30 237H32V236H30ZM46 237V236H45ZM70 237H71V235H70ZM89 237V236H88ZM93 237V236H92ZM91 237V238H92ZM107 237V236H106ZM112 237H113V235H112ZM116 237V236H115ZM130 237H132V236H130ZM129 237V238H130ZM138 237V236H137ZM139 237H141V236H139ZM138 237V238H139ZM143 237V236H142ZM174 237V236H173ZM179 237V236H178ZM210 237H211V234H210ZM230 237V236H229ZM236 237V236H235ZM245 237V236H244ZM258 237V236H257ZM2 238V237H1ZM51 238H53V236L51 237ZM60 238V237H59ZM58 238V239H59ZM83 238V237H82ZM81 238V239H82ZM90 238V237H89ZM94 239V241H95V237H93ZM97 238V237H96ZM114 238V237H113ZM120 238H121V236H120ZM133 238V237H132ZM132 238H130V240L129 241H131V239ZM177 238V237H176ZM193 238V237H192ZM196 239H197V237H195ZM215 238H218V237H215ZM259 238V237H258ZM257 238V239H258ZM260 238H262V237H260ZM5 239V238H4ZM10 239V238H9ZM19 239V238H18ZM22 239V238H21ZM57 239V240H58ZM63 239H64V237H63ZM97 239H100V238H97ZM102 239V238H101ZM115 239H117V238H115ZM141 239V238H140ZM140 239H137L138 241L140 240ZM149 239V238H148ZM154 239V238H153ZM156 239V238H155ZM203 239V238H202ZM210 239V238H209ZM220 239V238H219ZM226 239V238H225ZM1 240V239H0ZM23 240V239H22ZM55 240V239H54ZM53 240V241H54ZM66 240V239H65ZM68 240V239H67ZM85 240V239H84ZM92 240V239H91ZM103 241H105V239H102ZM101 240V241H102ZM110 240V239H109ZM118 240V239H117ZM123 240V239H122ZM152 240V239H151ZM150 240V241H151ZM157 240V239H156ZM189 240V239H188ZM190 240H191V238H190ZM193 240V239H192ZM199 240V239H198ZM222 240V239H221ZM235 240V239H234ZM259 240V239H258ZM3 241V240H2ZM5 241V240H4ZM7 241V240H6ZM43 241H44V239H43ZM50 241H51V239H50ZM70 241V240H69ZM77 241V240H76ZM93 241V242H94ZM142 241V240H141ZM149 241V240H148ZM178 241V240H177ZM215 241H216V239H215ZM214 241V242H215ZM226 241V240H225ZM235 241H237V240H235ZM263 241V240H262ZM18 242V241H17ZM23 242V241H22ZM46 242V241H45ZM49 242V241H48ZM58 242H60V241H58ZM73 242V241H72ZM78 242V241H77ZM77 242H76V244H77ZM92 242V241H91ZM106 242V241H105ZM121 242V241H120ZM123 242V241H122ZM134 242V244H135V241H133ZM152 242V241H151ZM156 242V241H155ZM175 242V241H174ZM181 242V241H180ZM189 242V241H188ZM195 242V241H194ZM198 242V241H197ZM238 243H239V241H237ZM264 242V241H263ZM7 243H9V241L7 242ZM19 243V242H18ZM31 243V242H30ZM38 243V242H37ZM40 243V242H39ZM51 243V242H50ZM54 243H55V241H54ZM99 243V242H98ZM102 243H104V242H102ZM126 243H128V242H126ZM142 243H143V241H142ZM141 243V244H142ZM182 243V242H181ZM190 243V242H189ZM196 243V242H195ZM203 243H204V241H203ZM212 243V242H211ZM235 243V242H234ZM254 243V242H253ZM1 244V243H0ZM12 244H14V243H11V245ZM26 244V243H25ZM41 244V243H40ZM61 244V243H60ZM59 244V245H60ZM109 244V243H108ZM107 244V245H108ZM131 244V243H130ZM133 244V245H134ZM138 244V243H137ZM140 244V245H141ZM156 244H157V242H156ZM193 243H191V245H192ZM205 244H206V242H205ZM210 244V243H209ZM213 244V243H212ZM218 244V243H217ZM237 244V243H236ZM258 244H259V242H258ZM29 245V244H28ZM31 245V244H30ZM58 245V244H57ZM58 245V246H59ZM65 245V244H64ZM74 245V244H73ZM93 245H95V244H93ZM92 245V246H93ZM100 245V244H99ZM118 245V244H117ZM136 245V244H135ZM147 245V244H146ZM175 245V244H174ZM178 245H179V242H178ZM184 245V244H183ZM190 245V244H189ZM196 245V244H195ZM194 245V246H195ZM214 245H216L215 243H214ZM244 245V244H243ZM249 245V244H248ZM260 245V244H259ZM16 246V245H15ZM22 246H23V243H22ZM68 246V245H67ZM83 246V245H82ZM98 246V245H97ZM103 246V245H102ZM112 246V245H111ZM111 246H110V248H111ZM128 246H130V245H128ZM132 246V245H131ZM176 246V245H175ZM193 246V245H192ZM193 246V247H194ZM201 246V245H200ZM205 246V245H204ZM207 246V245H206ZM220 246H221V244H220ZM253 246V245H252ZM258 246V245H257ZM7 247V246H6ZM12 247V246H11ZM10 247V248H11ZM24 247V246H23ZM38 247V246H37ZM42 246H40V248H41ZM62 247V246H61ZM70 247H72V246H70ZM118 247V246H117ZM121 247V246H120ZM137 247V246H136ZM135 247V248H136ZM143 247V246H142ZM147 247V246H146ZM168 247H169V245H168ZM178 247V246H177ZM181 247V246H180ZM189 247V246H188ZM207 247H209V246H207ZM227 247V246H226ZM230 247V246H229ZM233 247V246H232ZM3 248V247H2ZM19 248H20V245H19ZM28 248H29V246H28ZM34 248H35V246H34ZM33 248V249H34ZM55 248V247H54ZM64 247H62V249H63ZM95 248V247H94ZM99 248H101V247H99ZM113 248V247H112ZM111 248V249H112ZM129 248V247H128ZM138 248V247H137ZM144 248V247H143ZM153 248V247H152ZM156 248V247H155ZM184 248V247H183ZM198 248V247H197ZM212 248V247H211ZM210 248V249H211ZM215 248V247H214ZM242 248V247H241ZM244 248V247H243ZM259 248V247H258ZM1 249V248H0ZM26 249V248H25ZM70 248H68V250H69ZM72 249V248H71ZM74 249V248H73ZM110 249V250H111ZM116 249V248H115ZM124 249V248H123ZM123 249H122V251H123ZM131 249V248H130ZM148 249H149V246H148ZM165 249V248H164ZM191 249V248H190ZM202 249V248H201ZM200 249V250H201ZM207 248H205V250H206ZM245 249H246V247H245ZM8 250V249H7ZM16 250V249H15ZM18 250V249H17ZM27 250V249H26ZM39 250H41V249H39ZM49 250V249H48ZM55 250H56V248H55ZM60 250H61V248H60ZM82 250V249H81ZM95 250H97V249H95ZM94 250V251H95ZM104 250L105 249H103V252H104ZM137 250V249H136ZM139 250V249H138ZM146 251H147V249H145ZM153 250V249H152ZM163 250V249H162ZM175 250H177V248L175 249ZM184 250H186V249H184ZM193 250V249H192ZM203 250V249H202ZM204 250V251H205ZM212 250V249H211ZM247 250V249H246ZM254 250V249H253ZM11 251V250H10ZM20 251V250H19ZM32 251V250H31ZM45 251V250H44ZM63 251H64V249H63ZM93 251V250H92ZM207 251H209V250H207ZM219 251V250H218ZM229 251V250H228ZM257 251H259V250H257ZM16 252V251H15ZM21 252V251H20ZM33 252H35V251H33ZM47 252V251H46ZM49 252V251H48ZM116 252H117V250H116ZM128 252V251H127ZM149 252V251H148ZM158 252H160V251H158ZM172 252V251H171ZM175 252V251H174ZM174 252H172V254L174 253ZM185 251H183V254H185L184 253ZM203 252V251H202ZM201 251H200V253H202ZM217 252V251H216ZM233 252V251H232ZM234 252H235V250H234ZM243 253H244V251H242ZM247 252V251H246ZM3 253V252H2ZM1 253V254H2ZM8 253V252H7ZM17 253V252H16ZM29 253V252H28ZM50 253V252H49ZM69 253V252H68ZM112 253V252H111ZM115 253V252H114ZM124 253V252H123ZM136 253H137V251H136ZM187 253V252H186ZM191 253V252H190ZM253 253H254V251H253ZM18 254V253H17ZM25 254V253H24ZM59 254H61V253H59ZM58 254V255H59ZM64 254V253H63ZM70 254V253H69ZM89 254H91V253H89ZM98 254H99V252H98ZM97 254V255H98ZM116 254V253H115ZM121 255H123L122 253H120ZM125 254H126V252H125ZM133 254V253H132ZM144 254H145V252H144ZM143 254V255H144ZM147 254V253H146ZM145 254V255H146ZM151 254V253H150ZM170 254V253H169ZM193 254V253H192ZM194 254H195V252H194ZM197 254V253H196ZM207 254H208V252H207ZM212 254V253H211ZM217 254V253H216ZM235 254V253H234ZM240 254V253H239ZM238 254V255H239ZM5 255V254H4ZM12 255V254H11ZM35 255V254H34ZM39 255V254H38ZM87 255V254H86ZM99 255H101V254H99ZM110 255V254H109ZM149 255V254H148ZM147 255V256H148ZM152 255H154V254H152ZM174 255V254H173ZM181 255V254H180ZM203 255V254H202ZM221 255V254H220ZM231 255V254H230ZM249 255V254H248ZM251 255H253V254H251ZM7 256H9L8 254H7ZM15 256H16V254L14 253V256H12V257H14L15 258ZM33 256V255H32ZM36 256V255H35ZM41 256H42V254H41ZM62 256V255H61ZM69 256V255H68ZM106 256V255H105ZM105 256H103V257H105ZM116 256V255H115ZM170 256H172V255H170ZM182 256V255H181ZM187 256H189V254L187 255ZM191 256V255H190ZM224 256V255H223ZM237 256V255H236ZM247 256V255H246ZM261 256V255H260ZM17 257H19V256H17ZM57 257V256H56ZM59 257H60V255H59ZM64 257V256H63ZM67 257V256H66ZM66 257H65V259H66ZM71 257V256H70ZM83 257V256H82ZM90 257H92V256H90ZM102 257V258H103ZM121 257V256H120ZM123 257H124V255H123ZM138 257H141V256H138ZM143 257V256H142ZM148 257H150V256H148ZM153 257V256H152ZM164 258H165V256H163ZM176 257H178V256H176ZM180 257V256H179ZM196 257V256H195ZM210 257V256H209ZM211 257H212V255H211ZM231 257V256H230ZM235 257V256H234ZM256 257V256H255ZM4 258V257H3ZM20 258V257H19ZM18 258V259H19ZM21 258H23V256L21 257ZM28 258V257H27ZM34 258V257H33ZM61 258V257H60ZM84 258V257H83ZM87 258V257H86ZM93 258V257H92ZM94 258H95V256H94ZM118 258H119V256H118ZM164 258H162V259H164ZM169 258V257H168ZM175 258V257H174ZM207 258V257H206ZM213 258V257H212ZM225 258V257H224ZM241 259H242V257H240ZM245 258V257H244ZM243 258V259H244ZM250 258H251V256H250ZM261 258V257H260ZM9 259V258H8ZM7 259V260H8ZM13 259V258H12ZM91 259V258H90ZM89 259V260H90ZM97 259V258H96ZM115 259V258H114ZM125 259V258H124ZM131 259V258H130ZM178 259V258H177ZM183 259V258H182ZM181 259V260H182ZM185 259V258H184ZM191 259V258H190ZM194 259H196V258H194ZM198 259V258H197ZM196 259V260H197ZM202 259V258H201ZM204 259V258H203ZM249 258H247V260H248ZM263 259V258H262ZM7 260H5V261H7ZM14 260V259H13ZM17 260V259H16ZM37 260V259H36ZM41 260V259H40ZM51 260H53V259H51ZM59 260V258L57 259V261ZM67 260V259H66ZM87 260V259H86ZM93 260V259H92ZM95 260V259H94ZM110 260V259H109ZM117 260V259H116ZM128 260V259H127ZM207 260H210L209 258L207 259ZM223 260V259H222ZM231 260V259H230ZM234 260V259H233ZM0 261H1V259H0ZM35 261V260H34ZM33 261V262H34ZM63 261H65V260H63ZM74 261V260H73ZM73 261H71V262H73ZM100 261V260H99ZM113 261H115V260H113ZM153 261V260H152ZM159 261V260H158ZM164 261V260H163ZM168 261V260H167ZM166 261V262H167ZM183 261V260H182ZM185 261V260H184ZM190 261V260H189ZM212 261V260H211ZM216 261V260H215ZM226 261V260H225ZM239 261V260H238ZM244 261H246V259L244 260ZM248 261H250V259L248 260ZM255 261V260H254ZM253 261V262H254ZM259 262H260V260H258ZM39 262V261H38ZM51 262V261H50ZM60 262V261H59ZM77 262V261H76ZM90 262H92L91 260H90ZM89 262V263H90ZM101 262V261H100ZM110 262V261H109ZM120 262V261H119ZM126 262V261H125ZM132 262V261H131ZM144 262V261H143ZM160 262H161V260H160ZM181 262V261H180ZM186 262H187V260H186ZM191 262V261H190ZM193 262V261H192ZM252 262V261H251ZM256 262V261H255ZM264 262V261H263ZM11 263V262H10ZM16 262H14V264H15ZM66 263V262H65ZM98 263V262H97ZM114 263V262H113ZM141 263V262H140ZM145 263H147V262H145ZM149 263V262H148ZM159 263V262H158ZM157 263V264H158ZM199 263V262H198ZM212 263H213V261H212ZM230 263V262H229ZM246 263V262H245ZM248 263V262H247ZM0 264H5V263H0ZM12 264V263H11ZM18 264V263H17ZM49 264V263H48ZM54 264H55V262H54ZM58 264V263H57ZM87 264V263H86ZM101 264H103V263H101ZM110 264V263H109ZM111 264H112V262H111ZM137 264V263H136ZM139 264V263H138ZM143 264V263H142ZM155 264V263H154ZM160 264V263H159ZM178 264V263H177ZM181 264H182V262H181ZM184 264V263H183ZM187 264H190V263H187ZM211 264V263H210ZM225 264H227V263H225ZM250 264V263H249Z\"/></svg>", "mask_w": 264, "mask_h": 264}]
</instances>
